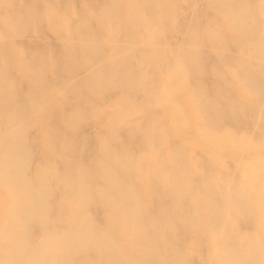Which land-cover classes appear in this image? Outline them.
Wrapping results in <instances>:
<instances>
[{"label": "rangeland", "instance_id": "rangeland-1", "mask_svg": "<svg viewBox=\"0 0 264 264\" xmlns=\"http://www.w3.org/2000/svg\"><path fill=\"white\" fill-rule=\"evenodd\" d=\"M17 1H18V3H17ZM29 1L32 2V0H29ZM53 1L54 0H40V1H38L37 2L38 4H40V5L44 4L42 12L44 13V15L46 14L45 18L43 17L44 15H42L41 20H32V21H34V23L32 22V24H29L30 22H28V24H26L24 17L27 13L25 6H27V4L29 3L28 0H10V1L0 0V28H1L0 33H2V34H0V37L1 38L3 37L2 40L0 39V41H1L0 42V63H2V64H0L1 65L0 70H2V68H3V70H2L3 71V74H2L3 77L0 78V84H1L0 88L3 87V89H0V92H1V90L6 91V93L4 92L5 95L8 93L6 95V98L2 101L3 103L0 101V106H1L0 110H1V118H2V119H0V121H1L0 127H2L0 129L1 130L0 131V137H2V138H0V140H1L0 143H5V141L8 138L11 139L13 136L11 133H13L15 131V129H20L19 131L16 130L17 133L16 132L13 133V134L16 133L17 135L22 134L21 140H23V141H21V143L27 144V145H24V144L19 143L18 145L21 146V148L23 150L17 152V154H16L19 156V158L22 159V160L19 159V164H20L19 167H21V169H23V171H24L23 172L21 170V172L23 173L22 176L23 175L24 176L20 178V181L23 182L27 179L26 183L30 182L29 186H30L31 194L36 195V196L39 195L42 198L44 197V199H45V201L43 200V202H42L41 197H39V198L37 197L38 200L37 199L34 200V198H33L32 202L35 206L34 214H35L36 220H33L32 223L30 222L31 224L29 223L31 225L29 228L30 234L28 232L29 237H27L28 235L25 234L26 237L24 236V238L21 237L19 239L23 243L26 242L25 244H23V243L22 244L25 246L26 245L27 246L39 245L42 243L43 240H47L48 237H52L53 234L55 235V233L62 235L64 233H70L71 232V231H69L70 227L72 226L71 228H73L75 225V223L72 219L74 216V213H71L73 210V200H75V197L78 195V187H79L78 184L79 183H77V181L81 180V179H82V187H83L84 192L87 195H89L91 198V199L87 198V200H85L86 205H85V215L84 216L86 217V219L88 217V219L91 220V221H89V223L94 228L95 227L96 228H103L104 227L106 229L107 225L105 222V214H104L105 210H104V207L102 208L101 207L102 205H100L102 203L100 202L101 201L100 196H99L100 192L98 191V190H100V191L103 190L102 187L104 188V186L102 185L103 180H102L101 176L98 174L97 175L99 178L97 177V175L95 174L97 171L94 170L95 167L93 168V166L99 165L98 162L99 163L100 162L101 163H108L109 162V164H111V166H113L115 168L114 174L116 176L120 175L117 173L118 167L116 168V165L121 166L123 164L122 166L124 168H122V170L128 169L130 171V168L133 169V170H131L132 173L135 172V174L133 175V178H131L132 173H131V176H128L126 178L127 180L131 181L132 185H131V183H129L130 181H128V185H126V186L130 187L131 188L130 191L132 190L135 192L136 195H138L137 197L140 201L141 209H143V211L145 213L148 211L146 214H149V216L150 215L152 216V213L154 216H156L158 214V206L162 204V200H164L163 202L167 206H168V204L169 205L173 204L172 200L174 199V193L171 190V186H170L171 184L170 183L177 181L178 178H179V180L182 178L178 182L180 183V186L183 188L182 193L184 195L182 194V199L179 201V203H178L179 205L177 204L178 205L177 210L183 211L182 209H184L186 207V205L189 204L190 200L192 199L191 196L193 195L192 197L195 198L194 201L197 200L198 212L200 213V218H201V221H200V224L197 228V231L192 233L190 236L188 235V237L186 239L187 247H181V250L185 251L186 257L188 259H190L194 264H219L217 259H218V255L220 254V252L222 253V251L214 248L213 243L210 240L211 238L208 236V231H207V227H206L208 214L210 215V217H212V221H213V219H214V221L215 220L218 221V223L213 221V225H212L213 226L212 231H214V234L212 232L213 235H216L215 233L218 234L220 232L219 234H225V235H227L228 238L236 237V239H238L239 237L242 238V236L244 235L242 239L240 238L241 240H237L238 244L241 245L240 246L241 252L244 254L245 251L248 249V246H250V247L251 246H258V245H255V243H258L259 244L258 247H260L259 261L261 264H264V110H261V109H264V107H263L264 106L263 105L264 96L262 95V93L264 94V92H263L264 78H262V77H264V74H263L264 68H262L264 66V56H263L264 55V52H263V50H264V48H263V46H264V13H263V11H264V7H263L264 6V4H263L264 0H242L244 3L241 1L243 4L240 7L241 11H239V12H242V10H243V13H242L243 15L239 12L235 13L236 10H232V13H231V11L230 12L227 11L228 9L226 10L225 6L223 4L217 2V0H138L139 4L141 6V12L146 14L145 16H150V17L142 19L144 17V15L141 14V12H140L141 15L140 14L138 15L139 19L137 18L136 22L132 23L134 25H131L130 23H128L129 22L128 18H127V20H126V18H124V17H127V15H128V13H126V12H128L127 11V9H128L127 1L126 0H119L122 2L121 3L119 2L120 4H119L117 12L119 11L118 13H120L122 15V18L124 19V20L122 19V29L116 32L114 27L110 26L108 29L109 35H107V33L105 34L107 29L102 35H98L101 32V30L96 25L94 16H92V14L97 13L101 9V5L103 6L107 0H102L103 3L101 2V0H90V2L88 0L87 1L85 0L87 2V6H89L90 9L87 6H86V8L83 7L84 4H86V2L84 0H81V2L83 4L80 2V0H60V1L56 0V2L58 1L57 2L58 4H55V2H54V4H52ZM66 1H67V3H69V5H68L69 9L66 8V7H68ZM239 1L238 0H232L233 4H236L237 2L239 3ZM245 1H247V2H245ZM11 2L14 3L13 4L14 8H16L20 5V8L19 7L18 8L22 12L23 15H22L20 22H18V23H22L24 21V23H23L24 25L17 23V27H16L15 22H17V21H14L13 18L11 19L12 13H10V12H12V11H10V10H12V8H13L12 7L13 5L10 4ZM41 2H42V4H41ZM50 2H52V3H50ZM80 3L82 4V6ZM8 4H9V6H8ZM152 4H154L153 6H155V4H159V7L158 8H157V6L153 7ZM50 5H51V7H50ZM71 5H72V7H71ZM64 6H66L65 7L66 9L63 8ZM146 6H147V11H146ZM149 7H150V9L151 8L152 9L151 10L148 9ZM27 9H28V7H27ZM46 9L47 10L50 9L49 11H51V12L49 13V11H46ZM52 9H55L56 11L52 10ZM70 9H71V12H70ZM91 9L92 10L95 9V10L90 12ZM87 10H88V13L86 12ZM148 10H150V11H148ZM65 11H67V12L69 11V13H65ZM151 11H152V13H151ZM153 11L155 12L156 17H158V18H155V16H154L155 14H153L154 13ZM156 11H158V12H156ZM89 13H90L91 17L89 15ZM236 14L237 15L239 14L238 15L239 17H237ZM71 15H72V18H70ZM84 15H85V17L82 20H84V19H86V20L82 21L81 18ZM241 15L243 18L241 17ZM245 15H247V17ZM1 16H3V17H1ZM9 16H10V18H9ZM140 16H142V17H140ZM48 17H50L51 19ZM248 17L249 18L253 17L251 19L253 22L250 21V19ZM3 18H5V19H3ZM62 18L65 22L63 20H61ZM150 18L153 19V21ZM190 18L193 20L191 21ZM245 18L247 21L245 20ZM9 19H10V21H9ZM59 19H60V21L64 22V25L61 24ZM12 20L14 21L13 25H11ZM241 20H243V21H241ZM70 21H71V23H70ZM87 21L89 22L88 24H87ZM234 21L238 22V25L241 24L239 22V21H241L242 26H246V25L251 24V23H254V25H256V26L258 24V27L260 28L259 30L261 32V34L258 37V40L260 38H261V40H263L261 42V44L259 43V45H257V43H254L253 45H251V43H249L248 40L246 38H244V36H243L244 32L240 31V28L238 27L237 24H235ZM66 22H68V23H66ZM145 22L146 23L150 22L149 24H151V25H148V23L146 25ZM192 22H193V24H192ZM76 23H78L79 26L75 25ZM83 23L86 26L87 25L88 26L86 27ZM135 23H136V26L138 25V27H135ZM186 23H187V25H186ZM259 24L262 26L260 27ZM19 25L21 27L22 26L27 27L28 33L25 32L26 30L23 27H22L23 29H21ZM28 25H29V27L31 26V28H28ZM190 25L191 26L193 25L191 29H189L191 27ZM77 26L79 27V31L76 29ZM141 26H142V28H140ZM32 27H34L36 29H34ZM195 27H196V29H194ZM86 28L87 29L89 28L90 30L89 29L87 30ZM19 29L23 30V32L20 31L21 34L18 32ZM32 29H34V30H32ZM75 29H76V31H73ZM111 29H112V31H111ZM134 29H135V31H134ZM14 30H15V32H14ZM28 30L32 31V32H29ZM200 30H201V32H200ZM77 31L78 32L82 31L81 32L82 34H80V37H81L80 39L83 38V40H78L79 34ZM89 31H91V32H89ZM187 31H190V32L188 33ZM112 32H115L116 35L112 34ZM133 32H135V33H133ZM91 33L96 34L95 39H91L92 38ZM117 33H119V34H117ZM194 33L196 36L200 35L199 37L202 40L197 36L196 37L197 39L195 41L190 42L191 40L187 37H189L191 34H194ZM24 34H26L25 37H23ZM31 34H33V36ZM133 34H134V36H133ZM117 35H119V36L116 38L115 36H117ZM184 35H186V36L188 35L186 38L189 40H187V39L183 40L185 38ZM29 36H31V37H29ZM101 36L102 37L107 36V39L104 38V40H102L103 38ZM108 36H109V38H108ZM131 36H132V38H131ZM32 37H33V39H32ZM113 37L116 38L115 42H113L114 41ZM26 38H28V39H26ZM29 38L32 39V41L35 39L34 41L36 43L31 42ZM69 38H70L71 42H68ZM71 38H73V39H71ZM84 38L86 39V41L88 39L89 42L88 41L86 42L84 40ZM46 39H48L50 42ZM62 39H63V41H65V43H68V44L70 43L71 46L68 44L64 45V42L62 41ZM117 39L120 41H118ZM25 40L26 41L28 40V41L25 42ZM90 40H92V41H90ZM93 40L96 42H94ZM197 40H199V41H197ZM29 41H30V44H28ZM81 41L83 42L82 44L80 43ZM184 41H185V43H184ZM84 42H86V43H84ZM93 42H94V44H98L99 47H101V49H102V52L96 56H92V54L90 52L88 53V49H87L88 47L93 45ZM111 42H113V43H111ZM129 42H130V44H129ZM24 43H25V45H27V44L29 45V46H26L29 49L28 48L26 49V47L23 45ZM75 43H76V46H75ZM89 43H90V45H89ZM131 43H132V45H131ZM186 43L189 44L190 46H188ZM31 45H33V46H31ZM60 45H63L64 47L62 46V48H61ZM86 45H88L87 48H85ZM110 45H111V47H110ZM191 45L192 46L195 45V46L192 47ZM30 46H31V49H30ZM83 46H84V48H83ZM129 46L132 48L129 49ZM253 46H254V48H253ZM58 47H60V49ZM80 48L83 49V51H85L84 52L85 54H83V51ZM192 48L194 49L193 51H195V48H197V50L195 52H192ZM255 48H256V51H253V50H255ZM61 49H63V50H61ZM84 49H87V50H84ZM127 49L129 51H127ZM138 49H140L139 52H138ZM28 50H30L31 56H32V51L34 52L33 56H32L33 58H31L30 55L27 56ZM68 50H70V52L67 54L66 51H68ZM73 50L75 51V53ZM130 50H132V51H130ZM144 50H146V52H148V53L144 52ZM198 50H200V51H198ZM260 50L263 53L260 52ZM60 51H62L63 53H61ZM86 51H87V53H86ZM123 51H125L126 53L124 52V54H122L121 52H123ZM142 52H144V54ZM188 52L189 53L192 52L191 55ZM198 52L200 53V55L195 54V57H194V53H198ZM1 53L3 54L2 56H1ZM47 53H49V54H47ZM65 53H66V57H65L66 60H68V59L71 60V58L73 60V58L74 59L76 58L75 60H73V63L72 62L71 63L73 64L72 68L74 67V65L76 63L77 64L76 66L78 67V69H77V67L73 68V70L71 68L70 69L71 72L73 71L75 74H72L73 72L71 73L69 71L68 74H70V75L63 77L65 75H67L62 70L63 68H61V65L65 61V59H64ZM202 53H203V55H202ZM59 54H60V56L63 57V59L59 56ZM89 54H91L92 57L89 56ZM116 54H118V55L116 56ZM140 54H141V56L143 54V58L140 56ZM71 55H73V57ZM111 55H112V58H109V57H111ZM123 55L125 56L124 58H123ZM41 56H42V58H41ZM67 56H70L71 58H67ZM26 57H29L31 59L30 60L28 58V60H29L27 63L28 68H30V66L33 65V67L31 66L30 71L28 70L27 67H25L26 61H25V65H24V60H27ZM87 57H91L92 61L89 58L87 60ZM204 57L206 60H203ZM84 58L86 60H84ZM105 58L107 60H105ZM121 58L124 59V60H122V73L123 72L127 73L131 77V79L133 78L135 83L134 82L131 83L129 81H124L122 78V88H117L113 91H109L107 88H105L102 85L103 83H101L99 80L101 79L102 82H105L107 79L109 80L110 77L112 79V74H110V73L116 67H119V66H117V64H121V62H120ZM125 58L127 59L128 62L126 61ZM131 58H133V59H131ZM224 58H225V60L223 61ZM178 59H179V61H178ZM199 59L203 60V61L201 60L202 62L200 61V63L197 64L199 66V69L202 68L201 70L197 69L198 66L195 65L196 63L199 62ZM226 59H228L229 62ZM233 59H235V60H233ZM89 60H90V62H89ZM131 60H132V62H131ZM230 60H232V61H230ZM30 61H32L33 63L31 62L32 64H30ZM57 61H59L58 63L60 64V67H58L59 64L56 63ZM82 61L83 62L86 61V62L83 64ZM99 61H101L100 62V64H102L101 66H100V64L99 65L97 64V63H99ZM123 61L126 64L123 63ZM193 61H195L196 63H194ZM204 61H205V63H204ZM236 61H237L238 65L236 64ZM240 61L241 62L243 61L242 62V68L246 69V72H245V70L243 71L242 68L240 67L241 66ZM261 61H263V62H261ZM3 62L4 63L6 62L5 67H3L4 66ZM110 62H112V65ZM176 62H178L177 65H175ZM224 62H226L227 65L230 64V62H233V63L235 62L237 67L239 66L238 62H240V66H239V68H237L235 66V64L231 63L233 65L230 64V65H228L229 67H227ZM43 63H44V65H43ZM95 63H96V65H94ZM21 64H23V65H21ZM113 64H115L114 67H113ZM38 65H39V67L44 69V71L40 72L41 69L38 67ZM41 65L44 67H42ZM124 65H126V67ZM135 65H136V67H135ZM200 65H202V66L200 67ZM206 66H208V67H206ZM231 66L233 69H231ZM35 67L39 68L38 69L39 71H37V68L35 69ZM101 67H102V69H100ZM139 67H140V69H139ZM260 67H261V70L263 72L260 70ZM91 68H93V71ZM94 68L101 70L100 73L97 74L99 71H96L97 69H94ZM119 68H121V67H119ZM173 68H174V70H173ZM203 68H205V69L207 68V69L205 70ZM234 68L237 70V72H235L236 70ZM126 69L128 71H126ZM26 70H28L29 72H27ZM58 70H60V71H58ZM94 70H95V72H97L96 75L93 74V73H95ZM141 70H144V71L141 72ZM202 70H205L207 75L206 74L204 75L203 72L205 73V71H202ZM230 70H232V72ZM239 70H240V72L241 71L242 72L239 73ZM61 71L63 74H61ZM91 71L93 73H90ZM200 71H201V73H200ZM59 73L61 74V76ZM124 73H123V75H124ZM182 73H183V76H182ZM231 73H233V74L239 73V75L242 74L243 77L241 75L239 77H237L238 74L236 76V74L233 75ZM4 74H6V76ZM71 75H73L72 76V77H74L73 79L70 78ZM91 75H93V76H91ZM97 75H98V77L100 75V77H99L100 79L98 77H96ZM141 75H143L142 76L143 78L139 81ZM175 75H176V77H175ZM94 76L98 80H94L93 79ZM180 76H182V77H180ZM259 77H260V79H259ZM65 78H67V79L69 78L68 80L70 83H68L67 81H64ZM87 78H89V79H87ZM225 78H226V80H225ZM67 79H65V80H67ZM250 79L255 80V81L252 80L254 82V84H252L253 82ZM2 80H3V82H1ZM84 80L87 81L86 84H85ZM178 80H179V82H178ZM182 80H183V82H182ZM217 80H218L217 84H220V86L216 84ZM259 80H263V82L259 81ZM224 81L225 82L227 81V84ZM246 81H248L247 84L250 83L249 84V86L251 85L250 87L249 86L247 87ZM7 82H10V84ZM88 82L90 84L91 83L92 84L90 85ZM96 82L97 83L99 82L98 83L99 85ZM199 82H200V84H199ZM255 82L257 84H255ZM258 82H259V86L261 83V85H262L261 87L263 89H260V87L258 86ZM224 83L226 85H224ZM88 84H89V86H88ZM62 85H64V86H62ZM71 86H72V88H70ZM205 86H208L207 87L208 90L206 89ZM214 86H217V87H214ZM9 87L11 88V90ZM88 87H89V89H92V88L93 89L89 90ZM251 87H252V89H251ZM258 87H259V89H258ZM85 88L87 90H85ZM201 88L206 89L207 92L205 90H202ZM217 88H218V90L219 89L221 90V91L219 90V92L221 94L218 91H216ZM248 88H250V89H248ZM253 88L256 91L258 90L257 93H255L256 91L253 90ZM104 89H105V91L103 93L102 90H104ZM200 89H201V91L199 92ZM249 90L251 91L253 96L251 95ZM259 90L260 91L262 90V93ZM124 91H125V93H124ZM195 91H198L199 93L196 92V94H194ZM91 92L93 94H91ZM100 92L102 94H100ZM106 92H109V93H106ZM214 92L216 95H214ZM222 92L224 94H222ZM83 93H84V95H83ZM111 93H112V95H111ZM201 93H203V94L205 93L204 95L209 94L210 97L209 96L207 97V95H206V100H205L204 95L203 94L201 95ZM260 93H261V96H260ZM76 94L77 95L79 94L78 95L79 97ZM102 95H104L103 98H101ZM114 95L116 98L114 97ZM257 95H259V96H257ZM29 96L30 97L32 96V97L30 98ZM62 96L63 97L66 96V97H64L66 99H64ZM122 96H124L123 97L124 99L122 98ZM217 96L219 98H221V99H219V101L221 100V102L218 101ZM196 97H198L199 99ZM225 97H227V98L225 99ZM260 97H262L261 98L262 101L260 100ZM71 98L76 99L77 102H75L76 100H74V99L72 100ZM117 98H119L121 101ZM213 98L214 99L216 98L215 103L217 101L219 102L218 105L213 103L214 102ZM252 98L256 100L257 104H256V102L253 101ZM87 99L89 101H91L92 105L88 101H87V104H85ZM112 99H113V101H112ZM115 99L117 100L116 103H115V101H116ZM202 99L206 105L204 104L203 101H201ZM224 100H226V101H224ZM26 101H27V103H26ZM81 101H82V103L83 102L84 103L82 104ZM199 101L201 103L202 102L203 103L201 104ZM210 101H212L213 105L211 104ZM111 102L113 104H110ZM198 102H199V104H201L200 107H199ZM260 102L261 103L263 102V103L261 104ZM77 103H79V104H77ZM207 103H208V105H207ZM222 103H224V104H222ZM259 103L261 105H259ZM73 104L75 106H73ZM88 104L90 106H92L91 107L92 109L90 108V106ZM214 104L217 106V108L219 110H217V108L215 107ZM219 104H221V105H219ZM241 104H242V108L244 109V111L242 110L241 107L240 108L238 107V106H241ZM193 105H194V107H193ZM76 106H78V107H76ZM102 106H103V108H102ZM196 106H198L200 109L197 108ZM202 106H205V107H203L204 109L207 108V109H205L206 111L204 109H203V111L201 110ZM218 106H220V107L222 106L223 109L221 110V108ZM258 107L259 108L261 107V109H259ZM26 108H27V111H26L27 113L25 112V114L27 116L25 117L24 111L26 110ZM38 108H39V110H38ZM94 108H96L97 110ZM99 108H102V109H99ZM211 108L213 110H211ZM22 109H23V111H22ZM28 109H29V112H28ZM79 109H80V114H79ZM196 109H198V111ZM209 109L211 110V116H209L210 115ZM232 109H234V110H232ZM240 109L243 112H241ZM60 110H63V111H61V112H63V114L60 113ZM71 110H73V112ZM88 110H89L90 114L87 112ZM36 111L38 112V114ZM91 111L93 113L96 111V114L95 113L93 114ZM212 111H214V112H212ZM221 111H223L224 114H223V112L221 113ZM246 111L248 113V116L246 114ZM12 112L15 115H11ZM30 112H31V114L36 112V114L34 113V114L30 115ZM200 112H203V113L207 112L209 115L207 113H205V115L204 114L203 115L205 117L209 116L208 118H210V119L204 118L203 115H199V114H202ZM233 112H234L235 116L233 115ZM256 112L259 113L260 115L262 114V116H258L257 114H255ZM260 112H263V113H260ZM74 113H76V114H74ZM81 113H83L82 117H81V115H82ZM97 113H99V114H97ZM197 113L199 116L197 115ZM214 113H215V115H214ZM219 113H220V115H219ZM8 114H10V116H8ZM85 114H87V115H85ZM251 114H252V117H250ZM88 115H93V116H89L90 117L89 118ZM243 115H245V116H243ZM11 116L14 117V122L12 121L13 118L11 119ZM32 116L34 117V121L36 119L35 122L32 121L33 120ZM121 116H122V118H120ZM200 116L201 117L203 116V118L205 119L204 120L205 124L202 121L203 118H201ZM215 116H218V117L221 116L222 119L219 118L220 119L219 120L218 117H215ZM231 116L233 117V119ZM9 117H10V119H9ZM27 117H29V118H27ZM75 117H76V119H75ZM243 117H245V118L242 119ZM246 117H247L248 121L245 120ZM82 118L84 120L85 119H87V120H85V121L81 120ZM211 118L212 119L215 118L214 121H212ZM21 119L23 120V123L20 122V121H22ZM200 119H202V120H200ZM217 119L220 122H218ZM231 119L233 120V122ZM240 119H241V121H238ZM249 119L251 120V122ZM10 120L14 123V126L13 127L11 126L13 129L15 128V125H16V128L14 129V131L13 130L11 131L12 128H9L10 125L12 124ZM223 120L226 122L223 123ZM234 120H235L236 124L238 123L237 126L239 129L237 131H239V132L235 131L237 129V126L234 123ZM252 120H254V121L252 122ZM8 121H10L8 123L10 125L4 124L5 122L7 123ZM17 121L19 122L18 126H17V124H15V123H17ZM62 121H63V123H62ZM206 121H208V123H210V124H208ZM221 121L225 127L222 124L218 125V123H221ZM228 122H229V126L231 128L229 126H227ZM230 122H231V124H230ZM242 122H244L245 125H244V123L242 125ZM254 122H258V124L254 123ZM33 123L35 124V126L32 125ZM213 123L215 124V126H213ZM233 123H234V125H233ZM251 123H252V125H251ZM26 124H27V126H26ZM207 124H208V127H206ZM246 124H247V126H246ZM28 125H29V128H28ZM210 125L213 126L214 128H211ZM231 125L233 127L235 126L236 129L234 130ZM239 125H241V127H239ZM248 125H251L252 128L248 127ZM5 126H6V128H5ZM67 126H68V128H67ZM217 126L218 127L220 126V127L217 128ZM221 126H223V128H221ZM226 126L229 128V130H227L228 128ZM22 127L25 129H23ZM205 127L209 128L207 130H209L211 132H212V130L216 131L215 132L216 135L214 134V132H212L213 134H211V133H209V131H206ZM215 127L217 129H215ZM7 128H9V130ZM210 128L212 130H210ZM224 128L226 129V131H228L227 132V134L229 133L228 135L226 133H222L225 130ZM244 128H245V130H241ZM3 129L5 131H3ZM6 129L9 131L10 135L8 134ZM62 129L65 130L66 132L62 131ZM53 130H55V131H53ZM217 131H219L220 133L219 132L217 133ZM226 131H224V132H226ZM5 132H6L5 135H1ZM22 132L25 134H23ZM63 132L68 133V136L70 137V138H68L69 142H68V139L65 138V136L67 134L63 135ZM252 134H253L252 138L254 137V139L250 138ZM23 135H25L27 138ZM80 135H81V137H80ZM68 136H66V137H68ZM113 136H115V138ZM118 136H122V137H118ZM227 136H228V138H227ZM230 136L232 139L229 138ZM48 137L51 139H49ZM116 137H118V139H116ZM3 138L6 140H4ZM47 138H48V140H47ZM121 138L123 139V142H122ZM215 138H217V139L215 140ZM59 139H61V140H59ZM114 139H115V141L118 140V142L121 141V143H124L122 146H120L121 149L119 148V144H121L120 142L119 143L118 142L112 143V141H114ZM52 140H53L54 144L53 143L50 144ZM256 140L258 142H256ZM24 141H26V142H24ZM101 142H103V143H101ZM238 143H240L239 145H241V146H238ZM114 144H116L118 146L117 150H119V151L116 150L117 147L115 148ZM9 145L11 146V150H12V148L14 147V144H12V142H11ZM50 145H51V148H53L55 146L56 149L55 148L53 150L50 149L48 147ZM177 145H179V146H177ZM112 146H114V147H112ZM40 147H42L43 149H41ZM69 147H71V148H69ZM103 147H104V149H103ZM175 147L177 148L176 151H175ZM31 148H32V150H31ZM178 148H180V150ZM40 149H41V151L38 152ZM112 149H114V150H112ZM50 150H51V152H50ZM127 150H128V152H126ZM53 151L55 153L56 152H58V153L54 154V153H52ZM114 151L116 153H114ZM145 151H147L146 154H143V152L145 153ZM33 152H34V154H33ZM106 152H109L110 155ZM177 152H178V154L181 152V154L180 155L175 154ZM45 153H46V155H45ZM50 153H52V154H50ZM127 153H128V155H126ZM129 153H130V155H129ZM53 154H54V157H53ZM58 154L59 155L61 154L62 158L60 157V159H59ZM93 154L95 156H93ZM116 154H118V155H116ZM47 155L50 156V157L49 156L47 157V159L49 158L48 161H50V163H51L50 159H52L53 163H51V164L52 165L55 164L53 166L55 168L56 174L47 172L48 171V169H47L48 163H49L45 158V156H47ZM51 155H52V157H51ZM56 155L58 157H56ZM67 155H69L68 158L66 157ZM98 155L100 157H96ZM108 155H109V157H108ZM112 155H114V157L116 159L115 160L113 158L114 162H111L112 157H113ZM124 155H126L127 157ZM184 155L186 156L185 159L183 158ZM187 155H189L188 158H187ZM132 156H134V157H132ZM176 156H178V158ZM30 157H31V159H30ZM70 157H71V162L68 161L70 159ZM23 158H25V159H23ZM64 158H67L68 160L64 159ZM94 158H96L98 160H95ZM130 158L132 159L131 161L128 160ZM140 158L142 159V161H139V160H141ZM179 158L181 159V161ZM186 158L189 161H187ZM27 159H29L30 161ZM53 159H54V161H53ZM62 159H64L63 162L61 161ZM177 159H178V161H180L182 163V165L180 162L177 161ZM26 160L28 163L26 162ZM65 160L68 161V163ZM60 161H61V163H60ZM115 161H117L118 163ZM123 161H124V163H126L125 165H124ZM129 161H130V163H129ZM23 162L25 165H23ZM186 162L189 164V166L187 165ZM138 163H140V164H138ZM177 163L178 164L180 163L179 166ZM130 164H131V167H130ZM186 165L189 168L191 167L190 170ZM134 166L136 167V169ZM77 167H78V169H77ZM97 167L98 166H96V170H97ZM184 167L187 169V172H186ZM57 168L58 169L62 168V169L58 171ZM63 168H65V170H66V171H64L65 173L69 172L68 176H67V174H64ZM176 168H177V170H176ZM179 168H181V170ZM182 169H184L183 170L184 172L182 171ZM59 172L60 173L62 172L67 177L64 180H62L65 176H63L62 174L59 175ZM139 172H141V173H139ZM136 174L140 178L135 176ZM179 175H181V177H179ZM38 176L40 179H38ZM55 176H59V177H55ZM24 177H25V179H23ZM118 177H120V176H118ZM129 177L131 179H129ZM135 177H137V178H135ZM158 177L161 179H164V181L160 182L161 179H159ZM53 178H55V180L57 178L58 181L57 180L55 181ZM68 178L70 181L68 180ZM76 178L78 180H76ZM168 178H169V180H168ZM173 178H175V179H173ZM123 179L126 180L124 176H122V180ZM40 180H41V182H40ZM43 180H46V182H47V184H49L48 186H50V188L51 187L54 188V189L51 188L52 190H51L48 198H47L46 193L43 192V189H39V188L43 187V183H42V182H44ZM52 180H54V181H52ZM66 180H68V182L73 183L72 187L77 186L74 191L69 190V188H72V187H69V188L67 187V185L65 184ZM155 180H157V181H155ZM190 180L191 181L194 180L193 183ZM59 181H60L61 185H60ZM4 183H5V180L0 181V264H5L6 261H8L7 255L9 253L8 252L6 253V247L7 248L9 247L8 242L12 243L13 239L15 240V235H13V234L9 235L6 232H4L5 224L7 222L9 224L8 216H9L10 210H12L14 204L16 203L15 200L11 198V196L13 197L15 191L13 190L12 187H11L12 189L9 190L10 183H9V185H7L8 184L7 181H6V184H4ZM165 183H167L166 187H165ZM38 184H40V186ZM190 184H192L191 188H190ZM62 185H63V187H62ZM65 185H66V187H65ZM36 186H37V188H36ZM100 186H102V187H100ZM59 187L60 188L62 187V188L60 189ZM96 187H98V189H96ZM192 187H193V189H192ZM65 188L66 189L68 188V189L66 190ZM55 189H57V191ZM195 189H196V191L197 190L198 191L195 192L194 191ZM227 189H228V193L226 192ZM233 189H240V190L244 189V193L246 192L245 189L247 190V192L245 193L247 196L246 197L247 200L244 203H246L248 206H250V209L248 208V211L249 212L251 211L250 212L251 217L249 218V220L245 216H243V214H240L239 211H236V208L233 205L234 203L231 202L232 200L230 201L229 197L232 196ZM163 190H164V193H162ZM165 190H166V193H165ZM221 190H223V191H221ZM20 191H21V188L18 187L16 192H20ZM63 191H65V192L63 193ZM206 191L208 194L205 193ZM36 192H38V193H36ZM67 192L69 194H67ZM194 193H197V195H195ZM41 194H43V196ZM64 194H67V195H64ZM166 194H167V196H165ZM227 194H228V196H227ZM199 195H200V197H198L199 199L196 198ZM45 196H46V198H45ZM65 196H67V197H65ZM205 196H207V197L205 198ZM221 196H223L224 198L223 197L221 198ZM226 196H227V198H226ZM60 197H61V199H60ZM160 197H163L164 199L161 198L162 200H158ZM166 197H167V199H166ZM215 197H217L218 200ZM208 198L211 199L212 201H210ZM169 199H170V201H169ZM171 201H172V204H171ZM207 201L208 202L210 201L211 204L209 203V205L214 204L216 207L218 204H221V203L222 204L220 205V207L218 206L219 209L213 206L215 208L214 209L212 206L209 207L207 205L208 204ZM45 202H46V209L48 211V214L47 213L45 214V210L43 209L45 206ZM60 202L63 204H61ZM158 202H159V204H158ZM167 202H168V204H167ZM212 202H213V204H212ZM55 203H56V207L54 208ZM180 203H181V205H180ZM61 205H62V207H61ZM57 206H59V207H57ZM221 206L222 207L224 206V207L222 208ZM211 207H212V209H211ZM48 208H49V210H48ZM55 209H56V211H55ZM145 209H147V211H145ZM223 209L225 210V212L222 211ZM16 210H19V205L14 207V211H16ZM170 210L166 212L167 214L165 216L167 217V215H168L167 219L166 218L164 219L166 221V224H167L165 227V233H167L168 235L171 233V227H170L171 225L168 222L169 221L168 219H170V217H172V213H171L172 211H170ZM209 210H211V211H209ZM217 210L219 213L217 212ZM51 211H52V213H51ZM57 211H59L60 214H57V213H59ZM212 211H214L215 213H213ZM87 212H89V214ZM220 212H222V213H220ZM237 212H239V214ZM217 213L220 215H218ZM50 214L51 215L57 214V216H56L57 221L55 223L56 227L52 226L50 221H48L49 223H47V222H44V220H42V218L44 216L48 217V216H50ZM211 214H214V216H216V217H214ZM224 214H226V218H225ZM59 215H60V217H59ZM71 216H72V218H70ZM165 216H163V218ZM219 216L221 217V220H220ZM223 216L226 219V221L223 218ZM222 218H223V220H222ZM223 221H225V222H223ZM39 222H40V224H39ZM214 223H216V224H214ZM234 223H237L236 227H235ZM99 224H101V225L98 226ZM221 224H222V226H221ZM237 225L240 226V228H238ZM42 227H44V228H42ZM53 227H54V230H53ZM215 227H217V228H215ZM220 228L222 229V232H221V230L220 231L218 230ZM234 228L237 230L239 229L241 231L239 232V230H238L239 233H236L235 231H237V230H235ZM215 229H216V231H215ZM70 230H73V229H70ZM184 230H186V229H184ZM231 230L234 231L233 233H235V234H232ZM54 231H55V233H54ZM241 232L244 234L242 235ZM237 234H239V236ZM114 235L119 239L122 238V244L126 248H131V243H130L129 237H127L126 232L122 231V233H121V232L117 231L114 233ZM24 239L25 240L27 239V240L25 241ZM239 241H241V242H239ZM166 242L167 241H165V243ZM162 250L167 251L168 247H166L165 245H162ZM57 252H58V250L55 249L54 251H52L50 253H46V255L45 256L43 255L42 258L39 260V264H50L51 259L53 258V256L56 255ZM96 258H93L92 260L95 263L99 264L98 262H100V259H96ZM76 264H79V263H76ZM185 264H188V263H185Z\"/></svg>", "mask_w": 264, "mask_h": 264}, {"label": "bare ground", "instance_id": "bare-ground-1", "mask_svg": "<svg viewBox=\"0 0 264 264\" xmlns=\"http://www.w3.org/2000/svg\"><path fill=\"white\" fill-rule=\"evenodd\" d=\"M8 1H10V0H8ZM38 1H40V0H32V2H30L29 0H28V4H27V6H25L26 7V11H27V13H26V15H25V17H24V20H25V23L26 24H28V22H30L29 24H32V22L34 23V21H32V20H41L42 19V15H44V13L42 12V9H43V6H44V4L43 5H40V4H38L37 2ZM60 1V0H59ZM85 1V0H84ZM87 1V0H86ZM85 1V2H86ZM89 2H90V0H88ZM127 1V3H128V9H127V11L128 12H126V13H128V15H127V17H124V18H126V20H127V18H128V23H130L131 25H134V24H132V23H134V22H136V20H137V18L139 19V17H138V15L140 14V12H141V6H140V4H139V2H138V0H126ZM239 1V0H238ZM242 0H240L239 1V3L237 2L236 4H233V2H232V0H217V2H219V3H221V4H223L224 6H225V8H226V10L227 11H231V13H232V10H236L235 11V13L236 12H239V11H241L240 10V7L242 6V4L244 3L243 1V3L241 2ZM27 2V1H26ZM47 2V1H46ZM45 2V3H46ZM54 2H55V4H58L57 2H56V0H54L53 1V3L52 2H50V3H52V4H54ZM70 2V1H69ZM72 2V1H71ZM80 2H81V0H80ZM101 2H102V0H101ZM122 2V1H119V0H107L106 1V3L102 6L101 4V9L97 12V13H95V14H92V16H94V19H95V22H96V25L99 27V29L101 30V32L98 34V35H102L105 31H106V29H107V31L105 32V34L107 33V35H109V33H108V29H109V27L111 26V27H114V29L116 30V32L117 31H119V30H121L122 29V15L120 14V13H118L117 12V10H118V7H119V4ZM245 2H247V1H245ZM17 3H18V1H17ZM49 3V4H50ZM66 3H67V1H66ZM82 3V2H81ZM80 3V4H81ZM93 3V2H92ZM103 3V2H102ZM10 4H14V3H10ZM30 4V5H29ZM41 4H42V2H41ZM51 4V5H52ZM83 4V3H82ZM82 4H81V6H82ZM264 4V3H263ZM6 5V4H5ZM29 5V6H28ZM51 5H50V7H51ZM69 5V3H67V6ZM89 5V4H88ZM154 4H152V6H153ZM245 5V4H244ZM7 6V5H6ZM8 6H9V4H8ZM11 6V5H10ZM55 6V5H54ZM86 6H87V2H86V4H84V6L83 7H85L86 8ZM145 6V5H144ZM151 6V5H150ZM155 6H157V8L159 7V4H155ZM155 6H153V7H155ZM5 7V6H4ZM13 8H12V10H10V11H12V12H10V13H12V17H11V19L13 18L14 19V21H17V22H15L16 23V27H17V23L18 22H20V20H21V18H22V12L19 10V8H20V5L18 6V7H16V8H14V5L12 6ZM27 7H28V9H27ZM56 7V6H55ZM60 7V6H59ZM58 7V8H59ZM66 6H64L63 8H65ZM71 7H72V5H71ZM70 7V8H71ZM87 7H89V6H87ZM244 7V6H243ZM242 7V8H243ZM246 7V6H245ZM264 7V6H263ZM6 8V7H5ZM66 8H68L69 9V6L68 7H66ZM65 8V9H66ZM51 9V8H50ZM49 9V10H50ZM74 9V8H73ZM72 9V10H73ZM89 9H90V7H89ZM148 9H150V7L148 8ZM152 9V8H151ZM150 9V10H151ZM154 9V8H153ZM244 9V8H243ZM49 10H47L46 9V11H49ZM52 10H55V9H52ZM93 10H95V9H93ZM92 9H91V11L90 12H92L93 11ZM98 10V9H97ZM150 10H148V11H150ZM157 10V9H156ZM225 10V11H226ZM56 11V10H55ZM62 11V10H61ZM146 11H147V6H146ZM224 11V12H225ZM45 12V11H44ZM51 11H49V13H50ZM64 12V11H63ZM70 12H71V9H70ZM87 13H88V10L86 11ZM154 12V11H153ZM156 12H158V11H156ZM65 13H69V11L67 12V11H65ZM147 13V12H146ZM151 13H152V11H151ZM228 13V12H227ZM230 13V14H231ZM239 13H243V10H242V12H239ZM246 13V12H245ZM263 13H264V11H263ZM48 14V13H47ZM141 14H143L144 15V17L142 18V19H144V18H148V17H150V16H145L146 14H144V13H142L141 12ZM140 14V15H141ZM148 14V13H147ZM153 14H155V12L153 13ZM159 14V13H158ZM9 15V14H8ZM46 15V14H45ZM45 15L43 16L44 18H45ZM89 15H90V13H89ZM152 15V14H151ZM239 15V14H238ZM237 14H236V16L237 17H239ZM243 15V14H242ZM242 15H241V17H242ZM4 16V15H3ZM3 16H1V17H3ZM48 16V15H47ZM54 16V15H53ZM66 16V15H65ZM125 16V15H124ZM155 16V18H158V17H156V14L154 15ZM158 16V15H157ZM246 17H247V15H245ZM6 17V16H5ZM63 17V16H62ZM67 17V16H66ZM69 17V16H68ZM85 17V15L81 18V20L83 19ZM90 17H91V15H90ZM89 17V18H90ZM140 17H142V16H140ZM235 17V16H234ZM240 17V18H241ZM254 17V16H253ZM252 17V18H253ZM9 18H10V16H9ZM48 18H50V17H48ZM70 18H72V15H71V17ZM152 18V17H151ZM150 18V19H151ZM236 18V17H235ZM243 18V17H242ZM249 18V17H248ZM251 17L249 18L250 19V21H252L251 19H252ZM255 18V17H254ZM3 19H5V18H3ZM51 19V18H50ZM191 19V18H190ZM239 19V18H238ZM45 20V19H44ZM61 20H63V18L61 19ZM66 20V19H65ZM71 20V19H70ZM84 20H86V19H84ZM84 20H82V21H84ZM124 20V19H123ZM152 21H153V19H151ZM156 20V19H155ZM189 20V19H188ZM193 19H191V21H192ZM245 20H246V18H245ZM255 20V19H254ZM9 21H10V19H9ZM13 20L11 21L12 22V24L11 25H13V22H14ZM48 21V20H47ZM59 21H60V19H59ZM64 21V20H63ZM63 21H60L61 22V24H63L64 25V22ZM67 21V20H66ZM93 21V20H92ZM148 21V20H147ZM157 21V20H156ZM236 21V20H235ZM234 21V22H235ZM238 21V20H237ZM241 21H243V20H241ZM241 21H239L241 24H239L238 25V22H235V24H237L238 25V27L240 28V31L242 32H244V38H246L247 40H248V42L249 43H251V45H253L254 43H257V45H259V43L261 44V42L263 41V40H261V38L258 40V37H259V35L261 34V32H260V28L258 27V24H257V26L256 25H254V23H251V24H248V25H246V26H242V22ZM247 21V20H246ZM249 21V20H248ZM249 21V22H250ZM257 21V20H256ZM7 22V21H6ZM46 22V21H45ZM63 22V23H62ZM69 22V21H68ZM68 22H66V23H68ZM126 22V21H125ZM140 22V21H139ZM144 22V21H143ZM151 22V21H150ZM149 22V23H150ZM188 22V21H187ZM253 22V21H252ZM24 23V21L22 22V23H18V24H22V25H24L23 24ZM43 23V22H42ZM70 23H71V21H70ZM69 23V24H70ZM79 23V22H78ZM78 23H76L75 25H78L79 26V24ZM89 22L87 21V24H88ZM148 23V22H147ZM147 23L145 22V24L147 25ZM148 23V25H151V24H149ZM156 23V22H155ZM159 23V22H158ZM185 23V22H184ZM190 23V22H189ZM248 23V22H247ZM8 24V23H7ZM10 24V23H9ZM84 24V23H83ZM138 24V23H137ZM140 24V23H139ZM191 24V23H190ZM192 24H193V22H192ZM10 25V26H11ZM15 25V24H14ZM85 25V24H84ZM90 25V24H89ZM186 25H187V23H186ZM196 25V24H195ZM260 25V24H259ZM20 26V25H19ZM41 26V25H40ZM39 26V27H40ZM77 26V27H78ZM86 26V25H85ZM88 26V25H87ZM86 26V27H87ZM143 26V25H142ZM142 26L140 27V28H142ZM191 26V25H190ZM193 26V25H192ZM192 26L189 28V29H191L192 28ZM262 25H260V27H261ZM23 27V26H22ZM21 26H20V28L21 29H25L24 31L25 32H27V27H23L22 28ZM76 27V29L79 31V27L77 28ZM84 27V26H83ZM135 27H138V25L136 26V23H135ZM150 27V26H149ZM237 27V26H236ZM28 28H31V26L29 27V25H28ZM32 28H34V27H32ZM90 28V27H89ZM88 28V29H89ZM148 28V27H147ZM17 29V28H16ZM21 29H19V33H20V31L21 32H23V30H21ZM34 29H36V28H34ZM34 29H32V30H34ZM76 29L75 30H73V31H76ZM87 29V28H86ZM85 29V30H86ZM87 29V30H88ZM136 29V28H135ZM135 29H134V31H135ZM138 29V28H137ZM194 29H196V27L194 28ZM238 29V28H237ZM0 30H1V28H0ZM83 30V29H82ZM86 30V31H87ZM90 30V29H89ZM98 30V29H97ZM186 30V29H185ZM17 31V30H16ZM29 31V30H28ZM77 31V32H78ZM111 31H112V29H111ZM114 31V30H113ZM191 31V30H190ZM190 31H187L188 33L190 32ZM193 31V30H192ZM14 32H15V30H14ZM29 32H32V31H29ZM76 32V33H77ZM82 32V31H81ZM81 32H78V34H79V39L78 40H83V38L82 39H80L81 37H80V34H82ZM89 32H91V31H89ZM137 32V31H136ZM139 32V31H138ZM186 32V31H185ZM200 32H201V30H200ZM18 33V34H19ZM28 33V32H27ZM71 33V32H70ZM87 33V32H86ZM122 33V32H121ZM133 33H135V32H133ZM0 34H2V33H0ZM21 34V33H20ZM90 34V33H89ZM112 34H114V35H116V33L115 32H112ZM117 34H119V33H117ZM139 34V33H138ZM197 34V33H196ZM28 35V34H27ZM32 36H33V34H31ZM45 35V34H44ZM111 35V34H110ZM190 35V34H189ZM2 36V35H1ZM22 36V35H21ZM26 36V34H24L23 35V37H25ZM66 36V35H65ZM75 36V35H74ZM78 36V35H77ZM113 36V35H112ZM119 35H117V36H115L116 38L118 37ZM133 36H134V34H133ZM185 36V38L183 39V40H185V39H187V38H189L191 41L190 42H193V41H195L197 38V36L199 37L200 35H195V33L194 34H191L189 37H187L186 35H184ZM28 37V36H27ZM29 37H31V36H29ZM84 37V36H83ZM91 39H95L96 38V34L95 33H91ZM102 37V36H101ZM187 37V38H186ZM3 38V37H2ZM2 38L0 37V39L2 40ZM38 38V37H37ZM36 38V39H37ZM40 38V37H39ZM42 38V37H41ZM62 38V37H61ZM103 39L102 40H104V38H106L107 39V36L106 37H102ZM108 38H109V36H108ZM116 38H114L113 37V39H114V41L113 42H115V39ZM131 38H132V36H131ZM134 38V37H133ZM200 38V37H199ZM26 39H28V38H26ZM30 39V38H29ZM32 39H33V37H32ZM32 39H30V41L31 42H34V43H36L34 40L32 41ZM45 39V38H44ZM66 39V38H65ZM71 39H73V38H71ZM189 39H187V40H189ZM201 39V38H200ZM263 39V38H262ZM46 40H48V39H46ZM76 40V39H75ZM84 40L86 41V39L84 38ZM110 40V39H109ZM118 40V39H117ZM116 40V41H117ZM124 40V39H123ZM126 40V39H125ZM129 40V39H128ZM134 40V39H133ZM202 40V39H201ZM200 40V41H201ZM28 41V40H27ZM26 40H25V42H27ZM30 41H29V43L28 44H30ZM42 41V40H41ZM49 41V40H48ZM60 41V40H59ZM62 41H63V39H62ZM87 41L89 42V40L87 39ZM86 41V42H87ZM90 41H92V40H90ZM94 41V40H93ZM118 41H120V40H118ZM130 41V40H129ZM132 41V40H131ZM197 41H199V40H197ZM1 42V41H0ZM50 42V41H49ZM61 42V41H60ZM64 42V45L65 44H68V43H65V41H63ZM68 42H71L70 41V38H69V41ZM86 42H84V43H86ZM94 42H96V41H94ZM94 42H93V45H91L90 47H88V45H86L85 46V48H87L88 49V53L90 52L91 54H92V56H96V55H98V54H100L101 52H102V49H101V47H99V45L98 44H94ZM105 42V41H104ZM113 42H111V43H113ZM122 42V41H121ZM128 42V41H127ZM6 43V42H5ZM4 43V44H5ZM44 43V42H43ZM62 43V42H61ZM81 44L83 43L82 41L80 42ZM117 43V42H116ZM126 43V42H125ZM184 43H185V41H184ZM188 43V42H187ZM186 43V44H187ZM201 43V42H200ZM25 45V43L23 44L25 47L26 46H29V45ZM49 44V43H48ZM127 44V43H126ZM129 44H130V42H129ZM192 44V43H191ZM7 45V44H6ZM47 45V44H46ZM59 45V44H58ZM68 45H70V43L68 44ZM89 45H90V43H89ZM105 45V44H104ZM109 45V44H108ZM117 45V44H116ZM131 45H132V43H131ZM130 45V46H131ZM135 45V44H134ZM188 46H190L189 44H187ZM31 46H33V45H31ZM31 46H30V49H31ZM48 46V45H47ZM61 46V48H62V46L63 45H60ZM71 46V45H70ZM75 46H76V43H75ZM80 46V45H79ZM82 46V45H81ZM126 46V45H125ZM129 46V49L130 48H132V47H130ZM192 46V45H191ZM195 45H193L192 47H194ZM197 46V45H196ZM3 47V46H2ZM49 47V46H48ZM64 47V46H63ZM110 47H111V45H110ZM199 47V46H198ZM256 47V46H255ZM258 47V46H257ZM9 48V47H8ZM11 48V47H10ZM28 47H26V49H27ZM40 48V47H39ZM46 48V47H45ZM59 49H60V47H58ZM83 48H84V46H83ZM127 48V47H126ZM253 48H254V46H253ZM252 48V49H253ZM260 48V47H259ZM263 48H264V46H263ZM7 49V48H6ZM29 49V48H28ZM49 49V48H48ZM69 49V48H68ZM74 49V48H73ZM81 49V48H80ZM87 49H84V50H87ZM111 49V48H110ZM124 49V48H123ZM137 49V48H136ZM34 50V49H33ZM57 50V49H56ZM61 50H63V49H61ZM66 50V49H65ZM71 50V49H70ZM70 50H68V51H66V53L68 54L69 52H70ZM82 51H83V49H81ZM126 50V49H125ZM139 50L140 49H138V52H139ZM194 49L192 48V52H195L196 50H197V48H195V51H193ZM263 50V49H262ZM6 51V50H5ZM38 51V50H37ZM40 51V50H39ZM72 51V50H71ZM74 51V50H73ZM122 51V50H121ZM127 51H129L128 49H127ZM130 51H132V50H130ZM134 51V50H133ZM137 51V50H136ZM198 51H200V50H198ZM253 51H256V48H255V50H253ZM3 52V51H2ZM9 52V51H8ZM53 52V51H52ZM57 52V51H56ZM61 53H63L62 51H60ZM59 52V53H60ZM85 51H83V54H85L84 53ZM124 52L125 51H123V52H121L122 54H124ZM144 52H146V50H144ZM144 52H142L143 54H144ZM190 52V51H189ZM188 52V53H189ZM191 52V53H192ZM260 52H262L261 50H260ZM263 52H264V50H263ZM262 52V53H263ZM6 53V52H5ZM11 53V52H10ZM30 53V50H28V54H27V56L28 55H30L31 56V53ZM33 51H32V56H33ZM55 53V52H54ZM58 53V52H57ZM66 53H65V55H64V59H65V57H66ZM74 53H75V51H74ZM78 53V52H77ZM86 53H87V51H86ZM109 53V52H108ZM117 53V52H116ZM120 53V54H121ZM126 53V52H125ZM146 53H148V52H146ZM191 53H189L190 55H191ZM199 53V52H198ZM198 53H194V57H195V54H197V55H200V53L198 54ZM47 54H49V53H47ZM52 54V53H51ZM82 54V53H81ZM91 54H89V56H91ZM143 54H142V56H141V54H140V56L143 58ZM3 54L1 53V56H2ZM35 55V54H34ZM42 55V54H41ZM45 55V54H44ZM62 55V54H61ZM70 55V54H69ZM118 54H116V56H117ZM128 55V54H127ZM193 55V54H192ZM202 55H203V53H202ZM259 55V54H258ZM31 56V58H33ZM52 56V55H51ZM59 56H60V54H59ZM72 57H73V55H71ZM85 56V55H84ZM91 56V57H92ZM114 56V55H113ZM115 56V57H116ZM133 56V55H132ZM153 56V55H152ZM262 56V55H261ZM264 56V55H263ZM11 57V56H10ZM40 57V56H39ZM62 59H63V57L62 56H60ZM91 57H87V60H88V58L91 60ZM125 56L123 55V58H124ZM127 57V56H126ZM129 57V56H128ZM131 57V56H130ZM191 57V56H190ZM189 57V58H190ZM193 57V58H194ZM198 57V56H197ZM196 57V58H197ZM3 58V57H2ZM27 58V60H24V65H25V61H26V65H27V63H28V58L29 57H26ZM41 58H42V56H41ZM60 58V59H61ZM67 58H71L70 56H67ZM86 58V57H85ZM84 58V60H86ZM94 58V57H93ZM109 58H112V55H111V57H109ZM114 58V57H113ZM120 58V57H119ZM195 58V59H196ZM263 58V57H262ZM5 59V58H4ZM30 59V58H29ZM76 59V58H75ZM74 58H73V60H75ZM126 59V58H125ZM131 59H133V58H131ZM149 59V58H148ZM192 59V58H191ZM194 59V60H195ZM31 60V59H30ZM73 60H72V58H71V60L70 59H68V60H66L65 59V61L63 62V64L61 65V68H63L62 70L67 74V75H65V76H63V77H66V76H69L70 74H68V72L70 71L71 72V68H72V66H73ZM90 60H89V62H90ZM105 60H107L106 58H105ZM122 60H124V59H122L121 58V64H117V66H119V67H121V68H119V67H116L113 71H111V73L110 74H112V79H111V77L109 78V80L107 79L105 82H102V80L99 78L100 77V75H99V77H98V75L96 76V77H98L100 80V82L101 83H103L102 85L105 87V88H107L109 91H113V90H115V89H117V88H122V78H123V80L124 81H129V82H131V83H135V81L133 80V78L131 79V77L127 74V73H124V75H123V73H122ZM193 60V59H192ZM202 59H199V62L198 63H196L195 61H193L194 63H196L195 65H197V64H199L200 63V61H201ZM203 60H206L205 59V57H204V59ZM202 60V61H203ZM225 60V58L223 59V61ZM227 61H228V59H226ZM233 60H235V59H233ZM4 61V60H3ZM23 61V60H22ZM34 61V60H33ZM60 61V60H59ZM59 61H57L56 63L57 64H59L58 62ZM81 61V60H80ZM92 61V60H91ZM126 61H127V59H126ZM178 61H179V59H178ZM201 61V62H202ZM230 61H232V60H230ZM32 61H30V64H32L31 63ZM35 62V61H34ZM62 62V61H61ZM72 62V63H71ZM83 62V61H82ZM86 62V61H85ZM85 62H83V64L85 63ZM100 62L101 61H99V63H97L98 65L100 64ZM128 62V61H127ZM131 62H132V60H131ZM229 62V61H228ZM241 62V61H240ZM240 62H238L239 63V66H240ZM243 62V61H242ZM242 62H241V68H242ZM261 62H263V61H261ZM6 63V62H5ZM5 63L3 62V67H5ZM111 63V65H112V62H110ZM123 63H125L124 61H123ZM177 63L178 62H176V64L175 65H177ZM204 63H205V61H204ZM203 63V64H204ZM225 64H226V62H224ZM231 63H233V62H230V64ZM0 64H2V63H0ZM29 64V65H30ZM81 64V63H80ZM126 64V63H125ZM230 64H228V65H230ZM233 64H235V62L233 63ZM233 64H231V65H233ZM236 64H237V61H236ZM235 64V66L237 67V65ZM21 65H23V64H21ZM25 65V67H27L28 68V65L26 66ZM43 65H44V63H43ZM77 64L75 63V65H74V67L73 68H76L77 66H76ZM82 65V64H81ZM94 65H96V63L94 64ZM102 64H100V66H101ZM114 65L115 64H113V67H114ZM180 65V64H179ZM227 64H226V66L227 67H229ZM1 66V65H0ZM32 67H33V65H31ZM31 66H30V68H28V70L30 71L31 70ZM42 66V65H41ZM92 66V65H91ZM125 67H126V65H124ZM138 66V65H137ZM198 66V65H197ZM202 65H200V67H201ZM239 66L237 67V68H239ZM262 66V65H261ZM24 67V66H23ZM22 67V68H23ZM38 67H39V65H38ZM42 67H44V66H42ZM58 67H60V64L58 65ZM57 67V68H58ZM94 67V66H93ZM98 67V66H97ZM129 67V66H128ZM127 67V68H128ZM135 67H136V65H135ZM146 67V66H145ZM175 67V66H174ZM177 67V66H176ZM204 67V66H203ZM206 67H208V66H206ZM234 67V66H233ZM235 67V68H236ZM1 68V67H0ZM9 68V67H8ZM12 68V67H11ZM26 68V69H27ZM37 67H35V69H36ZM40 69H41V71L40 72H42V71H44V69H42L41 67H39ZM39 68H37V71H39L38 69ZM73 68H72V70H73ZM99 68V67H98ZM138 68V67H137ZM136 68V69H137ZM144 68V67H143ZM142 68V69H143ZM234 68V69H235ZM262 68H264V66L262 67ZM13 69V68H12ZM59 69V68H58ZM77 69H78V67H77ZM76 69V70H77ZM92 69V71H93V68H91ZM94 69H97V68H94ZM100 69H102V67L100 68ZM108 69V68H107ZM130 69V68H129ZM139 69H140V67H139ZM145 69V68H144ZM181 69V68H180ZM197 69H199V66L197 67ZM202 69V68H201ZM201 69H199V70H201ZM203 69H205V68H203ZM207 69V68H206ZM205 69V70H206ZM230 69V68H229ZM231 69H233L232 68V66H231ZM2 70H3V68H2ZM2 70H0V78L1 77H3V71ZM5 70V69H4ZM28 70H26L27 72H29ZM75 70V71H76ZM173 70H174V68H173ZM205 70H202V71H205ZM227 70V69H226ZM236 70V69H235ZM234 70V71H235ZM242 70L244 71L245 70V72H246V69H243L242 68ZM260 70H261V67H260ZM264 70V69H263ZM58 71H60V70H58ZM90 72V73H93V72ZM96 71H99L98 73L97 72H95V70H94V72L95 73H93V74H95L96 75V73L97 74H99L100 73V71L101 70H99V69H97ZM126 71H128L127 69H126ZM144 70H141V72H143ZM198 71V70H197ZM210 71V70H209ZM231 72H232V70H230ZM233 71V72H234ZM262 71V70H261ZM73 72V71H72ZM71 72V73H72ZM171 72V71H170ZM169 72V73H170ZM235 72H237V70L235 71ZM242 72V71H241ZM240 72V70H239V73H241ZM263 72V71H262ZM39 73V72H38ZM129 73V72H128ZM177 73V72H176ZM185 73V72H184ZM200 73H201V71H200ZM239 73H234V74H236V76H237V74H238V76L237 77H239L240 75L243 77V75L242 74H240L239 75ZM244 73V72H243ZM251 73V72H250ZM60 74V73H59ZM61 74H63L62 73V71H61ZM61 74H60V76H61ZM72 74H75L74 72L72 73ZM102 74V73H101ZM143 74V73H142ZM203 74L205 75L206 74V71H205V73L203 72ZM218 74V73H217ZM220 74V73H219ZM222 74V73H221ZM226 74V73H225ZM231 74H233V73H231ZM233 74V75H234ZM245 74V73H244ZM249 74V73H248ZM247 74V75H248ZM258 74V73H257ZM264 74V73H263ZM5 76H6V74H4ZM207 75V74H206ZM224 75V74H223ZM222 75V76H223ZM250 75V74H249ZM4 76V77H5ZM73 75H71V77L70 78H74V77H72ZM91 76H93V75H91ZM90 76V77H91ZM143 75H141V77H140V79H139V81L143 78L142 77ZM170 76V75H169ZM182 76H183V73H182ZM182 76H180V77H182ZM221 76V75H220ZM245 76V75H244ZM11 77V76H10ZM95 76H94V80H98L97 78H96ZM171 77V76H170ZM175 77H176V75H175ZM91 78V79H92ZM96 78V79H95ZM245 78V77H244ZM262 78H264V77H262ZM65 79H67V78H65ZM64 79V81H67L68 83H70L69 82V78L67 79V80H65ZM87 79H89V78H87ZM92 79V80H93ZM183 79V78H182ZM240 79V78H239ZM254 79V78H253ZM252 79V80H253ZM259 79H260V77H259ZM8 80V79H7ZM185 80V79H184ZM225 80H226V78H225ZM251 80V79H250ZM251 80V81H252ZM71 81V80H70ZM85 81V84H86V80H84ZM83 81V82H84ZM201 81V80H200ZM253 81H255V80H253ZM252 81V82H253ZM259 81H262L263 82V80H259ZM1 82H3V80L1 81ZM46 82V81H45ZM90 82V81H89ZM88 82V83H89ZM92 82V81H91ZM178 82H179V80H178ZM182 82H183V80H182ZM225 82V81H224ZM247 82L248 81H246V85H247V87L249 86V84H247ZM251 82V83H252ZM7 83H9L10 84V82H7ZM6 83V84H7ZM47 83V82H46ZM93 83V82H92ZM91 83V84H92ZM95 83V82H94ZM97 83V82H96ZM99 83V82H98ZM97 83V84H98ZM218 83V80H217V82H216V84ZM226 84H227V81L225 82ZM224 83V85H226ZM5 84V83H4ZM62 84V83H61ZM64 84V83H63ZM66 84V83H65ZM90 84V83H89ZM89 84H88V86H89ZM90 84V85H91ZM179 84V83H178ZM199 84H200V82H199ZM252 84H254V82L252 83ZM255 84H257L256 82H255ZM264 84V83H263ZM1 85V84H0ZM8 85V84H7ZM99 85V84H98ZM176 85V84H175ZM214 85V84H213ZM217 85H219L220 86V84H217ZM62 86H64V85H62ZM69 86V85H68ZM86 86V85H85ZM93 86V85H92ZM200 86V85H199ZM251 86V85H250ZM249 86V87H250ZM258 86H259V82H258ZM262 85H261V83H260V89H263L262 87H261ZM2 87V86H1ZM6 87V86H5ZM8 87V86H7ZM42 87V86H41ZM66 87V86H65ZM87 87V86H86ZM97 87V86H96ZM206 87V89L208 90V86H205ZM214 87H217V86H214ZM255 87V86H254ZM259 87H258V89H259ZM264 87V86H263ZM10 88V87H9ZM70 88H72V86L70 87ZM91 88V87H90ZM98 88V87H97ZM128 88V87H127ZM198 88V87H197ZM196 88V89H197ZM200 88V87H199ZM0 89H3V87L2 88H0ZM88 89H89V87H88ZM93 89V88H92ZM92 89H89V90H92ZM103 89V88H102ZM195 89V90H196ZM202 90H205L206 92H207V90L206 89H203V88H201ZM201 89L199 90V92L201 91ZM248 89H250V88H248ZM251 89H252V87H251ZM10 90H11V88H10ZM63 90V89H62ZM66 90V89H65ZM64 90V91H65ZM75 90V89H74ZM85 90H87L86 88H85ZM174 90V89H173ZM198 90V89H197ZM216 90V89H215ZM220 90V89H219ZM219 90H218V88H217V90L216 91H218L219 92ZM226 90V89H225ZM253 90H255L254 88H253ZM28 91V90H27ZM61 91V90H60ZM73 91V90H72ZM96 91V90H95ZM103 91V93H104V91H105V89L104 90H102ZM204 91V92H205ZM212 91V90H211ZM210 91V92H211ZM221 91V90H220ZM250 91V90H249ZM256 91V90H255ZM258 91V90H257ZM257 91L255 92V93H257ZM260 91V90H259ZM6 93V91H2L1 90V92H0V101L2 102L5 98H6V95L8 94H6L5 95V93ZM80 92V91H79ZM78 92V93H79ZM89 92V91H88ZM196 92L197 93H199L198 91H195V93L194 94H196ZM226 92V91H225ZM261 93H262V90L260 91ZM263 92H264V89H263ZM11 93V92H10ZM44 93V92H43ZM65 93V92H64ZM82 93V92H81ZM90 93V92H89ZM88 93V94H89ZM106 93H109V92H106ZM124 93H125V91H124ZM220 93V92H219ZM250 93H251V91H250ZM259 93V92H258ZM261 93H260V96H261ZM91 94H93L92 92H91ZM90 94V95H91ZM100 94H102L101 92H100ZM203 93H201V95H202ZM205 94V93H204ZM203 94V95H204ZM213 94V93H212ZM221 94V93H220ZM222 94H224L223 92H222ZM32 95V94H31ZM77 95V94H76ZM79 95V94H78ZM77 95V96H78ZM83 95H84V93H83ZM111 95H112V93H111ZM207 95V94H206ZM206 95H204V98H205V100H206ZM214 95H216L215 94V92H214ZM251 95H252V93H251ZM262 95L264 96V94L262 93ZM20 96V95H19ZM86 96V95H85ZM103 96L104 95H102V97L101 98H103ZM200 96V95H199ZM198 96V97H199ZM210 97V95L208 94L207 95V97ZM253 96V95H252ZM257 96H259V95H257ZM30 97V96H29ZM32 97V96H31ZM30 97V98H31ZM63 97V96H62ZM64 97H66V96H64ZM63 97V98H64ZM79 97V96H78ZM114 97H115V95H114ZM119 97V96H118ZM124 96H122V98H123ZM198 97H196V98H198ZM214 97V96H213ZM224 97V96H223ZM16 98V97H15ZM98 98V97H97ZM113 98V97H112ZM116 98V97H115ZM217 98H218V101H219V99H221V98H219L218 96H217ZM227 97H225V99H226ZM254 98V97H253ZM252 98V99H253ZM262 97H260V100L262 101V99H261ZM33 99V98H32ZM64 99H66V98H64ZM63 99V100H64ZM72 100L74 99V98H71ZM85 99V98H84ZM105 99V98H104ZM117 99H119V98H117ZM124 99V98H123ZM199 99V98H198ZM197 99V100H198ZM208 99V98H207ZM211 99V98H210ZM31 100V99H30ZM74 100H76V99H74ZM111 100V99H110ZM116 100V99H115ZM120 100V99H119ZM209 100V99H208ZM259 100V101H260ZM43 101V100H42ZM87 101L88 102H90V104H91V101H89L88 99L86 100V103L85 104H87ZM103 101V100H102ZM112 101H113V99H112ZM121 101V100H120ZM201 101H203V99L201 100ZM213 103H215V101H216V98L214 99L213 98ZM216 102L215 104L216 105H218V103L219 102H221V100L219 101V102ZM224 101H226V100H224ZM253 101L254 102H256V100L255 99H253ZM41 102V101H40ZM67 102V101H66ZM75 102H77V100L75 101ZM105 102V101H104ZM110 102V101H109ZM117 102V100L115 101V103ZM119 102V101H118ZM200 102V101H199ZM199 102H198V104H199ZM204 102V101H203ZM202 102V103H203ZM209 102V101H208ZM211 102V104L213 105V103H212V101H210ZM253 102V103H254ZM3 103V102H2ZM1 103V104H2ZM26 103H27V101H26ZM65 103V102H64ZM68 103V102H67ZM66 103V104H67ZM74 103V102H73ZM81 103H82V101H81ZM84 103V102H83ZM82 103V104H83ZM197 103V102H196ZM201 103V102H200ZM201 103V104H202ZM261 103V102H260ZM259 103V105H261ZM39 104V103H38ZM72 104V103H71ZM77 104H79V103H77ZM81 104V105H82ZM110 104H113L112 102L110 103ZM121 104V103H120ZM194 104V103H193ZM201 104H199V107L201 106ZM204 104H205V102H204ZM203 104V105H204ZM214 104V105H215ZM222 104H224V103H222ZM255 104V103H254ZM256 104H257V102H256ZM255 104V105H256ZM40 105V104H39ZM38 105V106H39ZM62 105V104H61ZM69 105V104H68ZM89 105V104H88ZM92 105V104H91ZM105 105V104H104ZM206 105V104H205ZM207 105H208V103H207ZM215 105V107L217 108V106ZM219 105H221V104H219ZM263 105H264V103H263ZM25 106V105H24ZM37 106V107H38ZM60 106V105H59ZM73 106H75L74 104H73ZM90 106V105H89ZM101 106V105H100ZM106 106V105H105ZM108 106V105H107ZM211 106V105H210ZM224 106V105H223ZM234 106V105H233ZM1 107V106H0ZM69 107V106H68ZM76 107H78V106H76ZM92 106H90V108H91ZM94 107V106H93ZM193 107H194V105H193ZM197 108H199L198 106H196ZM203 107H205V106H202L201 107V110L203 111ZM213 107V106H212ZM214 107V108H215ZM218 107H220V106H218ZM239 108L241 107L242 108V104H241V106H238ZM264 107V106H263ZM262 107V108H263ZM15 108V107H14ZM13 108V109H14ZM28 108V107H27ZM27 108H26V110L24 111V114H25V112L27 111ZM40 108V107H39ZM39 108H38V110H39ZM102 108H103V106H102ZM102 108H99V109H102ZM215 108V109H216ZM221 108V110L223 109L222 108V106L220 107ZM233 108V107H232ZM259 108V107H258ZM257 108V109H258ZM20 109V108H19ZM81 109V108H80ZM80 109H79V114H80ZM92 109V108H91ZM94 109H96V108H94ZM200 109V108H199ZM205 109H207V108H205ZM204 109V110H205ZM214 109V110H215ZM259 109H261V107L259 108ZM258 109V110H259ZM4 110V109H3ZM31 110V109H30ZM65 110V109H64ZM87 110V109H86ZM97 110V109H96ZM197 111H198V109H196ZM200 110V111H201ZM210 110V109H209ZM211 110H213L212 108H211ZM211 110H210V115L207 113V112H200V113H202V114H199V115H205V113H207L209 116H211ZM217 110H219L218 108H217ZM216 110V111H217ZM232 110H234V109H232ZM238 110V109H237ZM241 110V109H240ZM239 110V111H240ZM242 110L244 111V109L242 108ZM241 110V112H243ZM261 110H264V109H261ZM22 111H23V109H22ZM61 111H63V110H60V113H62L63 114V112H61ZM72 112H73V110H71ZM82 111V110H81ZM101 111V110H100ZM206 111V110H205ZM28 112H29V109H28ZM37 112V111H36ZM36 112H34L35 114H36ZM88 113H89V110L87 111ZM92 112V111H91ZM99 112V111H98ZM209 112V111H208ZM212 112H214V111H212ZM218 112V111H217ZM216 112V113H217ZM223 111H221V113H222ZM259 112V111H258ZM27 113V112H26ZM34 113H32V114H34ZM65 113V112H64ZM93 113V112H92ZM91 113V114H92ZM95 114H96V111L94 112ZM93 113V114H94ZM232 113V112H231ZM260 113H263V112H260ZM4 114V113H3ZM31 114V112H30V115H32ZM37 114H38V112H37ZM67 114V113H66ZM73 114V113H72ZM74 114H76V113H74ZM78 114V113H77ZM82 115H81V117L83 116V113H81ZM90 114V113H89ZM97 114H99V113H97ZM223 114H224V112H223ZM236 114V113H235ZM246 114H247V116H248V113H247V111H246ZM255 114H257L258 116H262V114L260 115L259 113H255ZM11 115H15L13 112H12V114ZM20 115V114H19ZM29 115V116H30ZM85 115H87V114H85ZM197 115H198V113H197ZM198 115V116H199ZM203 115V116H204ZM214 115H215V113H214ZM217 115V114H216ZM219 115H220V113H219ZM229 115V114H228ZM233 115H234V112H233ZM6 116V115H5ZM8 116H10V114H8ZM27 115L25 114V117H26ZM74 116V115H73ZM76 116V115H75ZM80 116V115H79ZM78 116V117H79ZM89 116H93V115H88V117ZM203 116L201 117V118H203ZM208 116V117H209ZM235 116V115H234ZM243 116H245V115H243ZM33 117V116H32ZM77 117V116H76ZM76 117H75V119H76ZM86 117V116H85ZM207 116L205 117L204 116V118H208ZM215 117H218V116H215ZM232 117V116H231ZM250 117H252V114H251V116ZM13 118V122H14V117L13 116H11V119ZM27 118H29V117H27ZM90 118V117H89ZM120 118H122V116L120 117ZM203 118V120L202 119H200V120H202L203 122H204V124H205V119ZM213 118V117H212ZM211 118V119H212ZM222 119L221 118V116L220 117H218V119ZM224 118V117H223ZM237 118V117H236ZM245 117H243L242 119H244ZM0 119H2L1 118V110H0ZM7 119V118H6ZM9 119H10V117H9ZM8 119V120H9ZM208 119H210V118H208ZM215 119V118H214ZM214 119H212V121H214ZM217 119V120H218ZM219 119V120H220ZM226 119V118H225ZM228 119V118H227ZM232 119H233V117H232ZM231 119V120H232ZM254 119V118H253ZM20 120V119H19ZM22 120V119H21ZM78 120V119H77ZM81 120H84L83 118L81 119ZM85 120H87V119H85ZM84 120V121H85ZM122 120V119H121ZM216 120V121H217ZM218 120V122H220ZM236 120V119H235ZM235 120H234V123L236 124V122H235ZM245 120H247V117H246V119ZM250 120V119H249ZM11 121V120H10ZM10 121H8L7 123L5 122L4 124H7V125H10V124H8ZM11 121V125H10V127L9 128H12L13 126H14V123ZM32 121H34V117H33V120ZM35 121H36V119H35ZM34 121V122H35ZM38 121V120H37ZM42 121V120H41ZM79 121V120H78ZM209 121V120H208ZM208 121H206L207 123H208ZM238 121H241V119L240 120H238ZM248 121V120H247ZM254 120H252V122H253ZM1 122V121H0ZM20 122H22L23 123V120L22 121H20ZM25 122V121H24ZM224 122H226V121H224L223 120V123ZM232 122H233V120H232ZM245 122V121H244ZM244 122H242V125H243V123ZM250 122H251V120H250ZM62 123H63V121H62ZM121 123V122H120ZM234 123H233V125H234ZM254 123H257L258 124V122H254ZM15 124H17V126H18V124H19V122L17 121V123H15ZM41 124V123H40ZM208 124H210V123H208ZM208 124H207V126L206 127H208ZM212 124V123H211ZM220 124H222V121H221V123H218V125H220ZM226 124V123H225ZM230 124H231V122H230ZM238 124V123H237ZM237 124H236V126H237ZM241 124V123H240ZM248 124V123H247ZM247 124H246V126H247ZM33 126H35V124L33 123L32 124ZM72 125V124H71ZM223 125V124H222ZM244 125H245V123H244ZM251 125H252V123H251ZM251 125H248V127H251ZM2 126V125H1ZM12 126V127H11ZM26 126H27V124H26ZM205 126V125H204ZM211 126V125H210ZM213 126H215V124L213 123ZM213 126H211V128H214ZM224 126V125H223ZM223 126H221V128H223ZM227 126H229V122H228V124H227ZM226 126V127H227ZM232 126V125H231ZM4 127V126H3ZM70 127V126H69ZM205 127V128H206ZM220 127V126H219ZM218 126H217V128H219ZM225 127V126H224ZM230 127V126H229ZM233 127V126H232ZM239 127H241V125H239ZM2 127H0V129H1ZM5 128H6V126H5ZM9 128H7L8 130H9ZM15 128H16V125H15ZM14 128V129H15ZM23 128V127H22ZM28 128H29V125H28ZM35 128V127H34ZM54 128V127H53ZM67 128H68V126H67ZM210 128V130H212ZM216 127H215V129H217ZM228 128V127H227ZM231 128V127H230ZM247 128V127H246ZM252 128V127H251ZM6 129V130H7ZM14 129L12 128L11 129V131L13 130L14 131ZM23 129H25V128H23ZM75 129V128H74ZM73 129V130H74ZM207 129H209V128H206V131H209V130H207ZM225 129V128H224ZM223 129V130H224ZM233 129L235 130L236 128H235V126L233 127ZM239 128H238V126H237V129L235 130V131H237ZM255 129V128H254ZM7 130V132H8V134H9V131ZM16 130H20V129H15V131L14 132H16ZM30 130V129H29ZM227 130H229V128L227 129ZM241 130H245V128L244 129H241ZM250 130V129H249ZM1 131V130H0ZM3 131H5L4 129H3ZM53 131H55V130H53ZM59 131V130H58ZM62 131H65V130H63L62 129ZM220 131V130H219ZM219 131H217V133L219 132ZM224 131H226V129L224 130ZM222 132V133H226L227 134V132L228 131H226V132ZM231 131V130H230ZM229 131V132H230ZM254 131V130H253ZM13 132V133H14ZM66 132V131H65ZM65 132H63V135H65V134H67L66 136H68V133H65ZM212 132H214V134H215V132L216 131H213L212 130ZM211 131H209V133H211V134H213ZM221 132V131H220ZM219 132V133H220ZM237 132H239V131H237ZM241 132V131H240ZM247 132V131H246ZM255 132V131H254ZM253 132V133H254ZM13 133H11L12 135V138L11 139H4V140H6L5 141V143H0V181L1 180H5V183L4 184H6V181L8 182V184L7 185H9V183H10V187H9V190H11L12 188H13V190L15 191V193H14V195H13V197L11 196V198L12 199H14L15 200V204H14V206H13V208H12V210H10V213H9V216H8V218H9V224H8V222L5 224V227H4V232H6L7 234H13V235H15V240L13 239V241H12V243H10V242H8V245H9V247L7 248L6 247V253L8 252L9 254L7 255V259H8V261H6V263L5 264H39V260L42 258V256L44 255H46V253H50V252H52V251H54L55 249H57L58 250V252L56 253V255L55 256H53V258L51 259V261H50V264H76V263H79V264H97V263H95L92 259L93 258H96V259H100V262H98L99 264H185V263H188V264H194L190 259H188L187 257H186V254H185V251H183V250H181V247H187V242H186V239H187V237H188V235L190 236L192 233H194L195 231H197V228H198V226H199V224H200V221H201V218H200V213L198 212V204H197V200L196 201H194V197H192L191 196V200H190V202H189V204H187L186 205V207L184 208V209H182L183 211H180V210H177V206L179 205L178 203H179V201L182 199V191H183V188L180 186V183L178 182V181H180L179 180V178H178V180L177 181H174V182H172V183H170L171 185V190L173 191V193H174V199L172 200L173 201V204H172V201H171V204L172 205H169L168 204V202H167V204H168V206L167 205H165L164 204V200H162L161 198H163V197H160L158 200H162V204L161 205H159L158 206V214L156 215V216H154L153 215V213H152V216L150 215L149 216V214H146L148 211H147V209H145V211H147L146 213L143 211V209H141V204H140V201H139V199H138V195H136L135 194V192L134 191H130V187H128V186H126V185H128V181H130V180H127L126 178L128 177V176H131V173H132V171L131 170H133V169H131L130 168V171L127 169H124V170H122V168H124L122 165L121 166H117L116 165V168L118 167V169H117V173L118 174H120V175H118V176H120V177H118V176H116L114 173H115V168L113 167V166H111V164H109V162L108 163H99L98 162V164L99 165H96V166H98L97 167V170H96V166H93V168L95 167V171H97L95 174L97 175H100L101 176V178H102V180H103V182H102V185L104 186V188L102 187V186H100V187H102V189L103 190H98L99 192H100V194H99V196H100V199H101V203L102 204H100V205H102L101 207L103 208L104 207V210H105V222H106V225H107V228L105 229L104 227L103 228H94L90 223H89V221H91L90 219H88V217H87V219H86V217L84 216L85 215V203H86V201L85 200H87V198H90V196L89 195H87L85 192H84V190H83V187H82V179L81 180H78L77 178H76V180H78L77 181V183H79L78 185H79V187H78V195L75 197V200H73V210H72V212L71 213H74V216H73V218H72V216L70 217V218H72L73 219V221H74V223H75V225H74V227L73 228H71L70 227V229H73V230H70L69 229V231H71L70 233H64V234H56L55 233V231H54V233H55V235L53 234V236L52 237H48L47 238V240H43L42 241V243L41 244H39V245H29V246H25V245H23V244H25L26 242H21L19 239L21 238V237H23L24 238V236H25V234H27L28 235V232H29V234H30V224L32 223V221L33 220H36V218H35V214H34V212H35V206H34V204H33V202H32V200H33V198H34V200L35 199H37L38 200V198L39 197H41V196H39V195H32L31 194V192H30V186H29V183H26V180L25 181H23V182H21L20 181V178L21 177H23L22 176V172H21V170L23 171V169H21V167H19L20 166V164H19V159L20 160H22L21 158H19V156L18 155H16L17 154V152H19V151H21V150H23L22 148H21V146H19L18 144L19 143H21V141H23V140H21V135L22 134H19V135H17L16 133L15 134H13ZM23 133V132H22ZM61 133V132H60ZM235 133V132H234ZM6 134V132L5 133H3V134H1V135H5ZM23 134H25V133H23ZM210 134V135H211ZM229 134V133H228ZM227 134V135H228ZM236 134V133H235ZM10 135V134H9ZM216 135V134H215ZM232 135V134H231ZM237 135V134H236ZM10 136V137H11ZM23 136H25V135H23ZM65 136V138H70L69 136L68 137H66ZM218 136V135H217ZM252 136H253V134L251 135V139H254V137L252 138ZM263 136V135H262ZM7 137V136H6ZM9 137V136H8ZM26 137V136H25ZM63 137V136H62ZM72 137V136H71ZM80 137H81V135H80ZM112 137V136H111ZM114 138H115V136H113ZM118 137H122V136H118ZM118 137H116V139H118ZM215 137V136H214ZM239 137V136H238ZM0 138H2V137H0ZM27 138V137H26ZM49 138V137H48ZM48 138H47V140H48ZM100 138V137H99ZM227 138H228V136H227ZM229 138H231V136L229 137ZM25 139V138H24ZM49 139H51V138H49ZM217 138H215V140H216ZM232 139V138H231ZM257 139V138H256ZM33 140V139H32ZM59 140H61V139H59ZM74 140V139H73ZM113 140V139H112ZM120 140V139H119ZM121 140H122V142H123V139L121 138ZM0 142H1V140H0ZM4 142V141H3ZM12 142V144H14V147L12 148V150H11V146L9 145L10 143ZM24 142H26V141H24ZM32 142V141H31ZM34 142V141H33ZM50 142V141H49ZM64 142V141H63ZM68 142H69V139H68ZM74 142V141H73ZM104 142V141H103ZM103 142H101V143H103ZM113 142H118V140H116L115 141V139H114V141H112V143ZM120 143H121V141H119ZM118 142V143H119ZM255 142V141H254ZM256 142H258L257 140H256ZM54 144V142H53V140L51 141V143L50 144ZM111 143V144H112ZM221 143V142H220ZM245 143V142H244ZM21 144H24V143H21ZM20 144V145H21ZM64 144V143H63ZM124 143H121V144H119V148L121 149V147L120 146H122ZM240 143H238V146H241V145H239ZM24 145H27V144H24ZM113 145V144H112ZM244 145V144H243ZM31 146V145H30ZM29 146V147H30ZM68 146V145H67ZM114 146H115V148H116V150L118 149V146L116 145V144H114ZM114 146H112V147H114ZM177 146H179V145H177ZM24 147V146H23ZM26 147V146H25ZM50 149H54L55 148V146L53 147V148H51V145L50 146H48ZM106 147V146H105ZM41 149H43L42 147H40ZM69 148H71V147H69ZM73 148V147H72ZM35 149V148H34ZM41 149L38 151V152H40L41 151ZM46 149V148H45ZM56 149V148H55ZM62 149V148H61ZM103 149H104V147H103ZM128 149V148H127ZM176 147H175V151H176ZM179 150H180V148H178ZM25 150V149H24ZM31 150H32V148H31ZM99 150V149H98ZM112 150H114V149H112ZM115 150V151H116ZM123 150V149H122ZM146 150V149H145ZM178 150V151H179ZM100 151V150H99ZM103 151V150H102ZM114 151V153H116L117 151H119V150H117L116 152ZM25 152V151H24ZM50 152H51V150H50ZM73 152V151H72ZM111 152V151H110ZM126 152H128V150L126 151ZM146 152L147 151H145V153L143 152V154H146ZM27 153V152H26ZM52 153H54V154H56V153H58V152H52ZM52 153H50V154H52ZM67 153V152H66ZM106 153H108L109 154V152H106ZM184 153V152H183ZM33 154H34V152H33ZM40 154V153H39ZM43 154V153H42ZM54 154H53V157H54ZM71 154V153H70ZM175 154H178V152L177 153H175ZM181 154V152L178 154V155H180ZM45 155H46V153H45ZM80 155V154H79ZM103 155V154H102ZM110 155V154H109ZM109 155H108V157H109ZM116 155H118V154H116ZM126 155H128V153L126 154ZM126 155H124V156H126ZM129 155H130V153H129ZM25 156V155H24ZM27 156V155H26ZM49 155H47V156H45V158H46V160L48 161V159H47V157H48ZM58 156H59V159H60V157L62 156L61 154L59 155L58 154ZM57 155H56V157H58ZM68 156L69 155H67L66 157L68 158ZM93 156H95L94 154H93ZM113 157H112V161L111 162H114L113 161V158L115 159V157H114V155H112ZM29 157V156H28ZM50 157V156H49ZM51 157H52V155H51ZM96 157H100L99 155L98 156H96ZM127 157V156H126ZM132 157H134V156H132ZM131 157V158H132ZM173 157V156H172ZM177 158H178V156H176ZM175 157V158H176ZM185 155L183 156V158L185 159ZM189 157V155H187V158ZM33 158V157H32ZM62 158V157H61ZM67 158H64V159H67ZM73 158V157H72ZM120 158V157H119ZM128 159V160H132V159ZM187 158H186V160H187ZM23 159H25V158H23ZM30 159H31V157H30ZM56 159V158H55ZM64 159H62L61 161L63 162L64 161ZM78 159V158H77ZM95 160H98V159H96V158H94ZM110 159V158H109ZM108 159V160H109ZM141 159V158H140ZM180 159V158H179ZM27 160H29V159H27ZM27 160H26V162H27ZM51 160V163H53L52 162V159H50ZM68 160V159H67ZM100 160V159H99ZM116 160V159H115ZM127 160V161H128ZM134 160V159H133ZM139 160V159H138ZM183 160V159H182ZM185 160V161H186ZM30 161V160H29ZM46 161V162H47ZM53 161H54V159H53ZM59 161V160H58ZM61 161H60V163H61ZM66 161V160H65ZM69 162H71V157H70V159L68 160ZM68 161H66L67 163H68ZM101 161V160H100ZM130 161H129V163H130ZM136 161V160H135ZM139 161H142V159L141 160H139ZM174 161V160H173ZM177 161H178V159H177ZM180 161H181V159H180ZM180 161H178V162H180ZM187 161H189V160H187ZM49 163H48V171L47 172H49V173H55L56 174V171H55V168H54V166L53 165H55V164H51L50 163V161H48ZM115 162H117V161H115ZM120 162V161H119ZM133 162V161H132ZM131 162V163H132ZM137 162V161H136ZM175 162V161H174ZM184 162V161H183ZM28 163V162H27ZM31 163V162H30ZM118 163V162H117ZM123 163H124V161H123ZM141 163V162H140ZM140 163H138V164H140ZM176 163V162H175ZM181 163V162H180ZM179 163V164H180ZM187 163V162H186ZM34 164V163H33ZM113 164V163H112ZM120 164V163H119ZM126 163H124V165H125ZM135 164V163H134ZM178 164V163H177ZM179 164H178V166H179ZM185 164V163H184ZM23 165H25L24 164V162H23ZM94 165V164H93ZM181 165H182V163H181ZM187 165L189 166V164L187 163ZM186 165V166H187ZM29 166V165H28ZM78 166V165H77ZM173 166V165H172ZM177 166V165H176ZM185 166V165H184ZM187 166V167H188ZM26 167V166H25ZM56 167V166H55ZM63 167V166H62ZM65 167V166H64ZM79 167V166H78ZM78 167H77V169H78ZM130 167H131V164H130ZM135 167V166H134ZM66 168V167H65ZM65 168H63L64 170H63V172L64 171H66L65 170ZM185 168V167H184ZM189 168V167H188ZM191 168V167H190ZM190 168H189V170H190ZM58 169V168H57ZM56 169V170H57ZM62 168H60V169H58V171L59 170H61ZM135 169H136V167H135ZM138 169V168H137ZM180 170H181V168H179ZM176 170H177V168H176ZM175 170V171H176ZM184 169H182V171H183ZM185 170H186V172H187V169L185 168ZM188 170V171H189ZM55 171V172H54ZM70 171V170H69ZM179 171V170H178ZM24 172V171H23ZM162 172V171H161ZM184 172V171H183ZM68 173L69 172H67V173H65L64 172V174H67V176H68ZM81 173V172H80ZM83 173V172H82ZM139 173H141V172H139ZM168 173V172H167ZM54 174V175H55ZM60 174H62L63 176H65L62 172L60 173L59 172V175ZM94 174V173H93ZM135 174V172L134 173H132V177L131 178H133V175ZM163 174V173H162ZM166 174V173H165ZM178 174V173H177ZM176 174V175H177ZM182 174V173H181ZM40 175V174H39ZM81 175V174H80ZM98 175H97V177H98ZM139 175V174H138ZM26 176V175H25ZM30 176V175H29ZM62 176V177H63ZM67 176H65L62 180H64ZM122 176H124L125 177V179L126 180H122ZM135 176H137V174L135 175ZM164 176V175H163ZM168 176V175H167ZM175 176V175H174ZM41 177V176H40ZM53 177V176H52ZM55 177H59V176H55ZM73 177V176H72ZM138 178H140L139 176H137ZM137 177H135V178H137ZM169 177V176H168ZM173 177V176H172ZM179 177H181V175H179ZM99 178V177H98ZM130 177H129V179H131ZM134 178V179H135ZM159 178V177H158ZM166 178V177H165ZM23 179H25V177L23 178ZM38 179H40L39 178V176H38ZM43 179V178H42ZM45 179V178H44ZM49 179V178H48ZM54 180H55V178H53ZM60 179V178H59ZM73 179V178H72ZM89 179V178H88ZM159 179H161V178H159ZM173 179H175V178H173ZM35 180V179H34ZM51 180V179H50ZM54 180H52V181H54ZM56 180H57V178H56ZM55 180V181H56ZM68 180H69V178H68ZM68 180H66L65 181V184L67 185V187L69 188V187H72L73 186V183L72 182H68ZM101 180V179H100ZM168 180H169V178H168ZM167 180V181H168ZM171 180V179H170ZM192 180V179H191ZM190 180V181H191ZM44 182H42L43 183V187L42 188H39V189H43V192H45L46 193V195H47V198H48V196L50 195V192H51V188H53V187H51L50 188V186H48L49 184H47V182H46V180H43ZM49 181V180H48ZM58 181V180H57ZM61 181V180H60ZM60 181H59V183H60ZM70 181V180H69ZM72 181V180H71ZM155 181H157V180H155ZM164 181V179H161L160 180V182H163ZM166 181V182H167ZM194 181V180H193ZM193 181H191L192 183H193ZM196 181V180H195ZM28 182V181H27ZM40 182H41V180H40ZM159 182V181H158ZM183 182V181H182ZM216 182V181H215ZM3 183V182H2ZM38 183V182H37ZM49 183V182H48ZM51 183V182H50ZM76 183V184H77ZM94 183V182H93ZM129 183H131V181L129 182ZM195 183V182H194ZM52 184V183H51ZM54 184V183H53ZM58 184V183H57ZM63 184V183H62ZM196 184V183H195ZM223 184V183H222ZM39 186H40V184H38ZM42 185V184H41ZM60 185H61V183H60ZM66 185H65V187H66ZM131 185H132V183H131ZM161 185V184H160ZM166 185H167V183H165V187H166ZM183 185V184H182ZM208 185V184H207ZM210 185V184H209ZM224 185V184H223ZM34 186V185H33ZM38 186V187H39ZM87 186V185H86ZM126 186V187H125ZM130 186V185H129ZM191 186H192V184H190V188H191ZM195 186V185H194ZM8 187V186H7ZM12 187V188H11ZM18 187H20L21 188V191L20 192H16V190H17V188ZM58 187V186H57ZM62 187H63V185H62ZM61 187V188H62ZM77 187V186H76ZM76 187H72V188H69V190L70 191H74L75 190V188ZM36 188H37V186H36ZM35 188V189H36ZM56 188V187H55ZM60 188V187H59ZM60 188V189H61ZM67 188V189H68ZM134 188V187H133ZM227 188V187H226ZM34 189V188H33ZM54 189V188H53ZM66 189V188H65ZM66 189V190H67ZM95 189V188H94ZM96 189H98V187H96ZM192 189H193V187H192ZM207 189V188H206ZM205 189V190H206ZM56 191H57V189H55ZM64 190V189H63ZM167 190V189H166ZM166 190H165V193H166ZM170 190V189H169ZM211 190V189H210ZM41 191V190H40ZM87 191V190H86ZM195 192H197L196 191V189L194 190ZM208 191V190H207ZM207 191L205 192V193H207ZM221 191H223V190H221ZM225 191V190H224ZM230 191V190H229ZM245 191L247 192V190L245 189ZM39 192V191H38ZM38 192H36V193H38ZM55 192V191H54ZM61 192V191H60ZM59 192V193H60ZM65 191H63V193H64ZM96 192V191H95ZM168 192V191H167ZM212 192V191H211ZM226 192L228 193V189L226 190ZM231 192V191H230ZM245 192V193H246ZM162 193H164V190H163V192ZM185 193V192H184ZM199 193V192H198ZM244 193V189L243 190H240V189H233V192H232V196L231 197H229L230 198V201L232 202V203H234L233 205H234V207L236 208V211H239L240 212V214H243V216H245L248 220H249V218L251 217V211L249 212L248 211V208L250 209V206H248L246 203H244L247 199H246V194ZM12 194V193H11ZM67 194H69L68 192H67ZM67 194H64V195H67ZM97 194V193H96ZM195 195H197V193H194ZM208 194V193H207ZM215 194V193H214ZM226 194V193H225ZM231 194V193H230ZM42 196H43V194H41ZM61 195V194H60ZM184 195V194H183ZM210 195V194H209ZM223 195V194H222ZM58 196V195H57ZM165 196H167V194L165 195ZM227 196H228V194H227ZM227 196H226V198H227ZM38 197V198H37ZM65 197H67V196H65ZM98 197V196H97ZM169 197V196H168ZM198 197H200V195L199 196H197L196 198H198ZM207 196H205V198H206ZM218 197V196H217ZM217 197H215L216 199H217ZM223 196H221V198H222ZM42 198V197H41ZM40 198V199H41ZM45 198H46V196H45ZM224 198V197H223ZM52 199V198H51ZM60 199H61V197H60ZM64 199V198H63ZM62 199V200H63ZM91 199V198H90ZM99 199V200H100ZM164 199V198H163ZM166 199H167V197H166ZM199 199V198H198ZM209 199V198H208ZM43 200L45 201V199H44V197L42 198V202H43ZM210 201H212L211 199H209ZM215 200V199H214ZM218 200V199H217ZM224 200V199H223ZM13 201V200H12ZM48 201V200H47ZM51 201V200H50ZM54 201V200H53ZM57 201V200H56ZM169 201H170V199H169ZM210 201L208 202V206L210 207V206H214V207H216L214 204H213V202H212V204L213 205H209V203H210ZM228 201V200H227ZM62 202V201H61ZM60 202V203H61ZM199 202V201H198ZM217 202V201H216ZM44 204V203H43ZM61 204H63V203H61ZM158 204H159V202H158ZM178 204V205H177ZM211 204V203H210ZM222 204V203H221ZM221 204H218L217 205V207L216 208H218V206L220 207V205ZM19 205V210H16V211H14V207H16V206H18ZM41 205V204H40ZM180 205H181V203H180ZM230 205V204H229ZM250 205V204H249ZM56 207V203H55V205H54V208ZM57 207H59V206H57ZM61 207H62V205H61ZM60 207V208H61ZM212 207H211V209H212ZM213 207V208H214ZM222 207V206H221ZM224 207V206H223ZM222 207V208H223ZM228 207V206H227ZM53 208V207H52ZM59 208V209H60ZM145 208V207H144ZM221 208V209H222ZM44 210H45V214L47 213L48 214V211H47V209H46V202H45V206H44V208H43ZM171 209V210H170ZM215 209V208H214ZM213 209V210H214ZM219 209V208H218ZM227 209V208H226ZM231 209V208H230ZM48 210H49V208H48ZM54 210V209H53ZM61 210V209H60ZM172 211L171 213H172V217H170V219H168L167 221L169 222V224L171 225L170 227H171V233L168 235L167 233H165V227H166V221L164 220L165 218L167 219V217H168V215H167V217L165 216L167 213V211ZM55 211H56V209H55ZM209 211H211V210H209ZM222 211H224L225 212V210L223 209ZM228 211V210H227ZM57 212H59V211H57ZM213 213H215L214 211H212ZM217 212H218V210H217ZM231 212V211H230ZM239 212H237L238 214H239ZM51 213H52V211H51ZM88 214H89V212H87ZM219 213V212H218ZM217 213V214H218ZM220 213H222V212H220ZM228 213V212H227ZM57 214H60V212L59 213H57ZM57 214L56 215H51L50 214V216H48V217H46V216H44L43 218H42V220H44V222H47V223H49L48 221H50L51 222V224H52V226H54V227H56V225H55V223H56V221H57V218H56V216H57ZM95 214V213H94ZM211 215H213L214 216V214H211ZM218 215H220V214H218ZM63 216V215H62ZM61 216V217H62ZM88 216V215H87ZM90 216V215H89ZM163 216H165L164 218H163ZM170 216V215H169ZM222 216V215H221ZM224 216H225V218H226V214H224ZM224 216H223V218H224ZM228 216V215H227ZM46 217V218H45ZM59 217H60V215H59ZM214 217H216V216H214ZM220 217V216H219ZM244 217V218H245ZM223 218H222V220H223ZM224 218V219H225ZM60 219V218H59ZM41 220V219H40ZM39 220V221H40ZM41 220V221H42ZM220 220H221V217H220ZM40 221V222H41ZM213 221H214V219H213ZM213 221H212V217H210V215L208 214L207 215V223H206V227H207V231H208V236L211 238L210 240H211V242L213 243V246H214V248H216V249H219L220 251H222V253L220 252V254L218 255V263L219 264H261L260 263V261H259V256H260V247H258L259 246V244L258 243H255V245H258V246H248V249L245 251V253L243 254L242 252H241V250H240V244H238V242H237V240H241L242 238H243V234L244 233H242L241 232V234L243 235L242 236V238L241 237H239L238 239H236V237H231V238H228L227 237V235H225V234H217V233H215L216 235H213L214 234V231H212L213 229H212V225H213ZM225 221H226V219H225ZM225 221H223V222H225ZM31 222V223H30ZM40 222H39V224H40ZM43 222V223H44ZM60 222V221H59ZM214 222H216V223H218V221L217 220H215ZM221 222V221H220ZM234 222V221H233ZM30 223V224H29ZM216 223H214V224H216ZM231 223V222H230ZM54 224V225H53ZM235 224V227H236V224L237 223H234ZM70 225V224H69ZM101 224H99L98 226H100ZM216 226V225H215ZM219 226V225H218ZM221 226H222V224H221ZM232 226V225H231ZM34 227V226H33ZM54 227H53V230H54ZM220 227V226H219ZM233 227V226H232ZM237 227L238 228H240V226H238L237 225ZM42 228H44V227H42ZM215 228H217V227H215ZM222 228V227H221ZM218 229L219 231L221 230V232H222V229ZM224 228V227H223ZM242 228V227H241ZM34 229V228H33ZM52 229V228H51ZM68 229V228H67ZM184 229H186V230H184ZM232 229V228H231ZM235 229V228H234ZM233 229V230H234ZM235 230H237V229H235ZM239 230V229H238ZM238 230L237 231H235L236 233H239L241 230H239V232H238ZM63 231V230H62ZM121 232L122 233V231H124V232H126L127 233V237H129V240H130V243H131V248H126L123 244H122V238H117L115 235H114V233L115 232ZM215 231H216V229H215ZM232 231V230H231ZM212 232H213V234H212ZM218 232V231H217ZM234 231H232L231 233L232 234H235V233H233ZM238 236H239V234H237ZM237 236V237H238ZM26 237V236H25ZM27 237H29V235L27 236ZM241 238V239H240ZM28 239V238H27ZM26 239V240H27ZM87 239V240H86ZM25 240V239H24ZM25 240V241H26ZM165 241H167L166 243H165ZM239 242H241V241H239ZM23 243V244H22ZM162 245H165L166 247H168V250L167 251H164V250H162ZM72 248V249H71ZM94 256V257H93ZM95 260V259H94Z\"/></svg>", "mask_w": 264, "mask_h": 264}]
</instances>
